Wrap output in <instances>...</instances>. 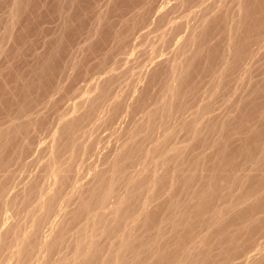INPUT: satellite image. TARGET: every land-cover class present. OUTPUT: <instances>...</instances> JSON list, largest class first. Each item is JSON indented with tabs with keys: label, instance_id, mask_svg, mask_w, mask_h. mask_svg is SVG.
Wrapping results in <instances>:
<instances>
[{
	"label": "rangeland",
	"instance_id": "rangeland-1",
	"mask_svg": "<svg viewBox=\"0 0 264 264\" xmlns=\"http://www.w3.org/2000/svg\"><path fill=\"white\" fill-rule=\"evenodd\" d=\"M16 1H21V3L23 4H21L22 5V8H25V11H24V9H23V11H24V13L22 12V14H21V16H20V18H19V20H18V22L16 23V27L14 28V32L12 31V33L11 32H9L8 33V29L7 28H9V26L8 25H10V20H12V18H11V15L13 14L12 12H13V10H12V8L14 9V5H13V3H15V0H13V1H11V0H0V76H1V78H0V111H2V112H0V128H2V129H5L6 127H8L10 124H12V123H18V122H21V121H24V122H26L27 124H26V129H27V131L26 132H23V135L21 134L17 139H16V142H14L15 144L13 145V147H14V149H15V152H14V150L12 149V152L14 153L13 155H12V153H11V151L9 152L10 154H11V156H9V153H7L6 155L7 156H5L7 159H9V160H7L8 161V164H7V168L5 167L4 169H3V171H1L0 172V176L2 177H0V179H1V181H3L4 183H6L5 184V188H6V191H5V194H4V200L5 201H11V202H13V203H15V204H17V207H18V209H17V211L16 212H14V213H11L10 215H11V219H10V223L12 224V226H13V224H14V229H19L18 227H19V225L21 226V228H27V229H32V226H33V223L31 222V219L28 217V216H30V214H36V215H40L41 214V210H40V205H41V203H40V201L42 202V199H43V197L46 195V194H48L49 192H50V189H51V187L53 188V182H54V178H52L51 176H49V173H48V165H45L46 163H45V161L47 162V164L48 163H50V159H52V155H53V149H52V146L55 148V147H57V149H58V147L60 146V145H62V143H61V141H60V145L59 146H57L58 144H57V142H59V140H57V139H60V136H57V135H61L60 134V127L62 126V122L65 120V119H71V118H73L76 114H77V112H75V110H74V107L75 106H78L79 107V105H80V107L78 108V110L80 111V112H82V113H84V112H86L87 110H88V108H89V106H91V105H93V104H98V102H99V104H105L104 106H101V105H97V106H99V107H101V108H99L98 107V110H99V112L97 113L96 111H98V110H95V113L93 114L94 116H92L93 118H91V116H90V118L89 117H87V118H85V120H83V124L81 125V128H80V131H79V129H78V134L76 133V142H77V146L75 147V148H72V147H68V149H66V150H64L63 148H62V152H60L59 153V156H58V163H57V165L59 166V167H61V168H66L69 164H70V158L69 157H71V154L73 153V150H74V153H75V158H76V160L78 161H76L75 159H74V161H75V164L73 163V165H74V167L72 168V172H70V175H71V178H69V184L68 183H66L65 184V186H63V189H64V191L62 190L61 191V196H60V198H61V200H60V198H59V200H57L55 203H54V206H53V213L49 216V217H51V218H49V217H47L46 218V220L44 221V223H43V225H42V233H40L41 235H39L40 237V240H41V238L42 237H44L45 235H46V233L45 232H47L48 234L50 233V232H52L53 230L54 231H56L57 230V228L59 229V224H60V220L62 221V215H59L58 213H56V210H58V209H55V208H58V205H61V206H59V208L60 209H62V207H63V211H66V212H64V213H66V217L68 218H66L67 220H68V222H67V228H69L68 229V231L65 233L66 235H65V237H67V238H65V240H64V242L62 243L63 245H59V248L57 247V249L55 250V252H53L52 254H51V256H53V257H51L50 256V263H45L44 262V264H54V262H56L57 263V261H58V259L60 260L61 259V257L63 256V255H65V254H69V255H72L73 254V248L74 247H72V246H74V244H75V241H76V236L78 235V233H80V231H82V229H81V227H84V226H87V224H85L87 221L90 223V225H89V223H88V230L85 228V229H83V230H86V231H88V232H90V231H94L95 232V230H93L94 228H92L91 229V227H92V223H91V221L93 222V217H94V215L92 216V213L93 214H95V212H96V210L95 209H93L94 211L92 212V213H90L91 214V216H90V214L87 216V215H84V216H82L81 218L79 217L78 218V220L77 221H75V220H71V217H72V215H73V211L75 210V209H77V207H78V205H79V198H80V196L81 195H83V194H85L86 192L85 191H83V190H85V189H88V188H90V187H92V185L94 186V184L96 183V181H95V179H94V171H97V170H99V171H104L106 174H108V170H109V168H110V165L109 166H107L108 164H110V160H108V158L109 159H112L113 157H114V155L117 153V152H120L122 149H123V147H124V144H127L128 142H130V140H131V138H134V137H136L137 139H143L144 140V153L142 152L141 154H142V156H141V154L136 158L137 160H135V162L136 163H134L135 165H133V170H134V172H133V170L131 171V167H128L127 169H126V171H125V173H124V176L125 177H122V178H120L119 179V181L121 182V183H117V194L119 195V196H121V197H124V196H126V194H127V191H128V187H129V183H128V179L130 178V177H133V178H135V179H138V180H140L142 177L144 178V175H145V179H143L142 181H147L146 182V184H147V186L145 185V184H143V188H144V186H145V190H143L142 189V187H140V189L139 190H141L142 191V194H141V197H143V198H140L139 197V201L137 200L136 201V203H135V207H134V211L136 212V209H138V211L136 212V213H140L141 212V210H142V205L144 204V203H146L147 204V206H148V209L149 210H154L155 208H157V206L159 205V204H161V202H162V204H164V203H168V197H169V194H170V188L168 187V186H170L169 184L167 185V186H165V187H163V189H162V191L160 192V195L159 196H156L155 197V199H152V200H149V192H150V195L154 192V190H156V187H155V185H153V184H151L152 182V180L155 178V177H161V175L163 174V172H164V174H165V171H168V169L167 168H169V171H171V173H174V168H176L177 166H178V164H180V162L182 161V160H185L186 161V159H188L186 162V168L188 169V168H190L191 166H193L194 165V163L196 162V161H198L197 159H200V158H207V165L208 164H212L213 162H214V157L213 156H215L214 155V153H212V152H214L215 150H216V148H215V146H214V144L217 146L218 144L217 143H219V141H220V135L219 134H216V135H210V134H207L206 132H204V130H203V135H204V137L199 141V142H194V139L192 138V135L190 136V134L189 133H191V132H189L188 130H187V128L185 127L184 128V126H185V123L184 122H186V123H190V122H192V120L195 118L194 116H196L197 117V122L195 123L196 124V126H198V128L199 129H202V128H204L205 127V125H206V123L207 124H209V123H211V124H222L223 122H225V121H227V118L229 119V118H233V117H235L238 113H236L235 114V112H232V114H229V113H231V110H232V108L233 109H235L234 107H236V105H237V97H238V95H239V93L241 92V93H243V92H245V90L247 91L249 88H246V87H249V82L248 81H250V82H252L253 84H255V83H257V81H259L260 82V79H261V75L263 76V74L261 73V72H263L264 71V68L262 69V67H264V65L262 64V63H264V57L262 56V53H263V55H264V49L262 48L261 49V51H259V49L257 50L256 49V59H259V60H261L260 61V63L258 62L259 60H254L255 58H253L252 60H254V61H252V62H250V61H246V62H248V66H246V68L245 67H242V68H244L246 71H247V76L244 74L246 71H244L243 73L241 72V70L243 71L244 69H237V70H240V71H238L237 72V70H236V73H235V76H238V77H235V79H232L231 81H229V83L227 84V86L226 87H228V88H226L225 86H223L222 85V87H220L221 86V84L219 83V80H217V79H219L218 77H219V73H220V71L223 69V68H225L226 67V65H223L222 63H221V61H218L219 59H217V62H216V64H217V67H218V69L215 67V69H217V71H216V73L217 74H215L214 72H215V70H214V72H208V75H206L207 74V72H205V71H199V70H197L198 72H197V74H196V76L194 75V77L193 78H195L194 80L192 79V81H190V84H189V82L185 85V94L177 101L176 100V98L175 97H173L172 96V93L170 92L171 90H170V87L172 86V88H174V87H178V85H179V82L177 81V78H176V74L174 75L173 73H171V70L173 71V67H175L177 64L179 65V63L180 64H182L183 63V61L184 60H186V57H188V53H190V55H192V53L191 52H193L194 53V51L195 50H197V47L199 48V45H198V43H194V42H191L190 40H188V39H190V35L193 33V31L197 34L198 33V27H200V26H203L204 24H206L207 25V22H206V20H207V18L210 16V17H212L213 15L216 17V16H218V15H220L222 12H224V11H228V10H230L229 12L231 13H229V16H231L233 13V15L231 16V17H229V19H228V21H227V23L228 24H231V20H232V18L233 17H235L234 15H236V14H238V5H237V3H236V0H140L141 1V3H140V1L139 0H112V1H105V0H76V1H74V0H72V1H70V0H32V2H30L31 0H16ZM28 3H27V2ZM34 1V2H33ZM71 3H70V2ZM149 3H148V2ZM150 1H151V3H150ZM157 1V2H156ZM179 1V2H178ZM182 1H184V3L185 4H183V2ZM189 1V2H188ZM196 3H195V2ZM202 1V2H201ZM203 1H206V2H203ZM215 1V2H214ZM216 1H217V3H216ZM230 1V2H229ZM10 2V3H9ZM12 2V3H11ZM76 2V3H75ZM98 2V3H97ZM110 2H112L113 4H110ZM129 2V3H128ZM133 2V3H132ZM136 2V3H135ZM139 2V3H138ZM147 2V3H146ZM153 2V3H152ZM156 2V3H155ZM182 2V3H181ZM187 2V3H186ZM232 2V3H231ZM251 2V1H250ZM75 3V4H74ZM96 3V4H95ZM133 5V4H135L134 6L136 7V9H135V7L134 6H132V7H134V8H130V6H131V4ZM189 3V4H188ZM195 3V4H194ZM203 5H201V4ZM204 3V4H203ZM209 3V4H208ZM214 3V4H213ZM219 3V4H218ZM225 3V4H224ZM231 3V4H230ZM25 4V5H24ZM33 4H35V5H33ZM116 4V5H115ZM121 4V5H120ZM123 4V5H122ZM129 4V5H128ZM139 4V5H138ZM143 4V5H142ZM144 4H146L145 6H144ZM152 6H151V5ZM159 4H160V6H159ZM165 4V5H164ZM171 4V5H170ZM186 4H187V7H186ZM198 4V5H197ZM208 4V5H207ZM217 4V5H216ZM226 4H227V6H226ZM33 5V6H32ZM104 5V6H103ZM111 5V6H110ZM138 5V6H137ZM150 6V7H147V9L145 8L146 6ZM170 5V6H169ZM185 5V6H184ZM213 5V6H212ZM232 5H233V7H232ZM252 5V6H251ZM14 6V7H13ZM24 6V7H23ZM139 6H142L143 8H141V7H139ZM154 6V7H153ZM158 6V7H157ZM168 6V7H167ZM193 6V7H192ZM198 6V7H197ZM215 6H217V7H215ZM219 6V7H218ZM254 6V2H252V3H250V6H249V11H248V13H250L249 14V16L251 17V19L253 18V16L255 15L256 16V13H257V11H255L252 7ZM10 7V8H9ZM26 7H27V9H26ZM36 7V8H35ZM125 9H127V11H131V12H129L131 15H133L132 17L135 19V21L136 22H131V21H134V19L132 18L131 20H129L131 23H128L129 21H127V22H125L126 20H128L127 18L128 17H130L131 15L128 13L127 14V11H124L123 13H122V11H123V9L124 8ZM152 7V8H151ZM167 7V8H166ZM195 7V8H194ZM205 9H204V8ZM212 7H213V9H212ZM215 7V8H214ZM232 7V8H231ZM62 8V9H61ZM106 8V9H105ZM139 8V9H138ZM151 10H150V9ZM155 8H159L158 10L157 9H155ZM165 10H164V9ZM180 10H179V9ZM186 8V9H185ZM197 8H198V10H197ZM201 8V9H200ZM88 9V10H87ZM122 11H121V10ZM124 9V10H125ZM134 9V11L132 12V10ZM139 10V12L142 14V16H143V18L144 17H148V15L150 16V18L148 17L147 19L146 18H144L143 19V22H142V20L140 19L139 21L138 20H136L137 18H140V16L138 17V15L136 16V14L134 13V12H136V11H138ZM142 9V10H141ZM154 9V10H153ZM167 9V10H166ZM184 9V10H183ZM190 9V10H189ZM202 9H203V11H202ZM221 9V10H220ZM30 12H29V11ZM118 12H117V11ZM161 10V11H160ZM175 10V11H174ZM180 12H179V11ZM183 10V11H182ZM187 10V11H186ZM189 10V11H188ZM201 10V11H200ZM208 10H209V12L211 13H209L208 14ZM34 11V12H33ZM43 11V12H42ZM76 11V12H75ZM146 11V12H145ZM157 11V12H156ZM165 13H164V12ZM172 11V12H171ZM207 11V12H206ZM255 11V12H254ZM100 12H103V13H100ZM116 14H115V13ZM139 12L137 13V14H139ZM143 12V13H142ZM150 12V13H149ZM163 12V15L161 14V13ZM182 12V13H181ZM184 12H185V14H184ZM196 12V13H195ZM203 12V13H202ZM217 12V13H216ZM233 12V13H232ZM236 12V13H235ZM11 13V14H10ZM92 13V14H91ZM98 13H100L101 14V16H99V14ZM119 13H120V15H119ZM145 13V14H144ZM147 13H148V15H147ZM152 13V14H151ZM158 13H160V14H158ZM190 13V14H189ZM193 13H195V14H193ZM219 13V14H218ZM228 13V12H227ZM255 13V14H254ZM75 14V15H74ZM104 14H105V16H104ZM134 14H135V17H134ZM158 14V15H157ZM172 14V15H171ZM192 14V15H191ZM200 14H202V16H201V19H200ZM207 14V15H206ZM253 14V15H252ZM68 15H70V18H69V16ZM97 15V16H96ZM112 15V16H111ZM116 15V16H115ZM129 15V16H128ZM146 15V16H145ZM153 15V16H152ZM162 16H164V17H167L166 19L167 20H164L165 22L164 23H166L167 22V24L166 25H160L161 24V20L163 21V18L162 19H160ZM174 15V16H173ZM179 15V16H178ZM183 15H185V16H183ZM196 15V16H195ZM203 15H205V16H208V17H205V16H203ZM63 16V17H62ZM72 16V17H71ZM91 16V17H90ZM119 16H120V18H119ZM127 16V17H126ZM141 16V17H142ZM176 16L178 17V18H176ZM189 16H191V17H189ZM213 16V17H214ZM237 16V15H236ZM7 17V18H6ZM13 17V16H12ZM23 17V18H22ZM82 17V18H81ZM93 17V18H92ZM98 17H100L99 19L101 20V24H100V20L99 19H97ZM110 17V18H109ZM123 17H125V21H124V18ZM159 17V18H158ZM175 19H174V18ZM180 17V18H179ZM182 17V18H181ZM191 18V20L189 19V18ZM199 17V18H198ZM209 17V18H210ZM2 18V19H1ZM69 18V19H68ZM109 18V19H108ZM115 20H114V19ZM154 18L156 19V20H154ZM173 18V19H172ZM184 18H185V21H184ZM187 18V19H186ZM194 18V19H193ZM196 18V19H195ZM205 18V19H204ZM96 19L98 20V21H96ZM113 21H112V20ZM130 19V18H129ZM145 19L148 21V24H147V22H146V29H145V24H144V21H145ZM149 19V20H148ZM160 21H159V20ZM165 19V18H164ZM169 19V20H168ZM182 20V22L184 21L185 23H186V25H185V23L183 22V23H181V20ZM193 19V20H192ZM26 20V21H25ZM33 20H35V21H33ZM84 20V21H83ZM105 20V21H104ZM118 20H121V21H117ZM151 20V21H150ZM172 20H173V22H172ZM191 22H190V21ZM195 20V21H194ZM198 20V21H197ZM9 21V22H8ZM94 21V22H93ZM96 21V22H95ZM110 23H112L111 25L109 24V22ZM150 21V22H149ZM153 21V22H152ZM169 21L171 22V23H169ZM180 21V22H179ZM192 21H194V22H192ZM201 21H203V22H201ZM208 21H210V20H208ZM104 22V23H103ZM122 22V23H121ZM123 22H125V23H123ZM138 22H140V23H138ZM154 22L156 23V24H154ZM160 22V23H159ZM176 22V23H175ZM201 22V23H200ZM205 22V23H204ZM81 23V24H80ZM98 23V24H97ZM127 23H128V30H129V27H132L131 29L133 30V27H134V25L136 26V24L138 23V25L136 26V27H134V30L135 29H137L138 28V26H139V24L143 27H141V26H139L140 28H141V30H143V31H141L140 32V29L138 28V30H136L137 32H136V34H134L135 33V31L134 32H132V31H130V32H132L130 35H129V41L127 40L126 41V38H127V36L125 37V34H122V33H125V29H127L126 27H124L125 25H127ZM152 23V24H151ZM157 23H159V24H157ZM179 23V24H178ZM188 23V24H187ZM219 23H222V22H219ZM219 23H217L216 24V26H215V28H213L212 27V29L213 30H211V34L213 35L214 33H216V35L215 36H210V34L208 35V37H209V40H210V42H211V44H215V45H220L219 47L220 48H223L225 45H226V43H227V35H225L226 33H223V32H225L224 31V25L222 24V25H220ZM233 23V22H232ZM65 24H67V25H65ZM88 24V25H87ZM97 24V25H96ZM109 24V25H108ZM131 26H130V25ZM132 24H134V25H132ZM144 24V25H143ZM163 24V23H162ZM168 24H170V25H168ZM172 24V25H171ZM176 24H178V25H176ZM203 24V25H202ZM63 25V26H62ZM96 25V26H95ZM105 25V26H104ZM121 25V26H120ZM154 25H155V27H154ZM182 25V26H181ZM195 25V26H194ZM217 25H219V26H217ZM66 26V27H65ZM79 26H81V28L79 27ZM86 26H87V28H86ZM116 26H117V28H116ZM167 26V27H166ZM174 26V27H173ZM179 26V27H178ZM181 26V27H180ZM185 26H187V27H185ZM222 26V27H221ZM6 27V28H5ZM101 27V28H100ZM104 27V28H103ZM110 27H112V28H110ZM115 27V28H114ZM154 27V28H153ZM158 27V28H157ZM163 27V28H162ZM164 27H166L165 28V30H164ZM172 27V28H171ZM183 27H184V29H183ZM195 27V28H194ZM69 28V29H68ZM99 28V29H98ZM121 28H122V33L120 32L121 31ZM125 28V29H124ZM160 31H163V32H161L160 31V34H159V31L157 30V29ZM192 28V29H191ZM201 28V27H200ZM219 30H218V29ZM13 29V28H12ZM11 29V30H12ZM65 29V30H64ZM78 29V30H77ZM94 29H97V31H99L98 33H99V36H98V33H97V31L95 32L94 31ZM108 29V30H107ZM118 29H120V30H118ZM169 29L171 30V32L169 31ZM186 29V30H185ZM10 30V28H9V31H11ZM62 30H64V31H62ZM111 30V31H110ZM116 30H118V31H116ZM128 30H126V32L127 33H130ZM154 30H155V32H154ZM187 30H189V31H187ZM74 31V32H73ZM92 31V32H91ZM149 31V32H148ZM156 31H157V33H156ZM178 31V32H177ZM6 32V33H5ZM93 32H95V33H93ZM105 32V33H104ZM108 32V33H107ZM112 32V33H111ZM116 32V36L118 35V37H116V38H114L115 36V34L113 35V33H115ZM146 32H147V35H149V36H147L146 35ZM166 32V33H165ZM168 32V33H167ZM186 32V33H185ZM189 32H190V34H189ZM192 32V33H191ZM8 33V34H7ZM59 33V34H58ZM76 33V34H75ZM110 33V34H109ZM118 33V34H117ZM140 33H141V35H140ZM152 33V34H151ZM181 33V34H180ZM186 34V36H188V37H186V36H184L185 34ZM195 33H193V34H195ZM210 33V32H209ZM11 34V35H10ZM19 34H21V35H19ZM80 34V35H79ZM93 34H95V35H93ZM121 34H122V36H121ZM137 35V36H134V35ZM156 34L158 35L156 38H155V36H156ZM167 34H169V35H167ZM188 34V35H187ZM219 34H220V36H219ZM82 35V36H81ZM89 35H91L90 37H89ZM97 35V36H96ZM105 35V36H104ZM124 35V36H123ZM133 37H132V36ZM152 35V36H151ZM153 35H155V36H153ZM163 35H167V37H164ZM172 35H173V37H172ZM9 36H12L11 38L9 37ZM75 36H77V37H75ZM111 36H113L112 38H111ZM131 36V37H130ZM219 36V37H218ZM2 37H4V38H2ZM6 37H9V38H7L6 39ZM62 37V38H61ZM89 37V38H88ZM99 37V38H98ZM111 39H110V38ZM121 37V39H123V42H124V40L127 42H125V44H126V46L124 45V43L122 42H120V40H119V38ZM124 37V38H123ZM151 37V38H150ZM154 37V38H153ZM159 37H161V38H159ZM163 37V38H162ZM168 37H170L169 38V40H168ZM186 37V38H185ZM60 38V39H59ZM67 38V39H66ZM70 38V39H69ZM92 38V39H91ZM105 38V39H104ZM109 38V39H108ZM114 38V39H113ZM142 38V39H141ZM215 38V39H214ZM220 38V39H219ZM223 38H224V41H223ZM20 39V40H19ZM54 39V40H53ZM86 39H88V40H86ZM104 39V40H103ZM133 39V40H132ZM138 39V40H137ZM145 39H148V40H146V42L144 41L143 42V40H145ZM156 39H158V40H156ZM171 39V40H170ZM184 39V40H183ZM226 39V40H225ZM60 40V41H59ZM99 42H98V41ZM107 40V41H106ZM110 40L112 41V42H110ZM117 40H119V41H117ZM132 40V41H131ZM140 40H141V42H140ZM160 40V41H159ZM186 40V41H185ZM214 40V41H213ZM23 41V42H22ZM58 41V42H57ZM87 41V42H86ZM94 41V42H93ZM117 42V43H113V42ZM134 42V43H132L131 44V42ZM139 43H138V42ZM148 41V42H147ZM150 41L152 42V43H150ZM187 41H188V43H187ZM18 42V43H17ZM20 42V43H19ZM62 42V43H61ZM64 42V43H63ZM77 42V43H76ZM92 42L94 43L93 45H92ZM101 42H103V44L101 43ZM109 42V43H108ZM129 42H130V46H129ZM166 42H168V43H166ZM179 42H182V44L181 43H179ZM183 42H184V44H183ZM57 43H59V44H57ZM97 43V44H96ZM102 44V45H99V44ZM104 43L106 44L105 45V47H104ZM111 43V44H110ZM120 43V44H119ZM145 43V44H144ZM164 43H165V45H166V47H164L165 45H164ZM185 43H186V45H185ZM190 43L192 44V45H190ZM218 43V44H217ZM223 45H222V44ZM124 45L125 47H123L122 45ZM157 44H158V47H156L157 46ZM161 44V45H160ZM195 44V45H194ZM13 45V46H12ZM20 45V46H19ZM60 45V46H59ZM97 45H98V47H99V50L98 49H96V48H98L97 47ZM109 45V46H108ZM115 45V46H114ZM117 45H120V46H118V49L119 48H121V51H119L118 52V50L117 49H113V50H117V52H115V51H113L112 50V52H114V56H112L113 55V53H111V51H110V55H109V53H107L108 52V50H109V48L111 47V48H114V47H116ZM134 45V46H133ZM135 45H137V47L135 46ZM154 45H156V46H154ZM187 45H188V47H187ZM190 45V46H189ZM3 46V47H2ZM62 46V47H61ZM89 46V47H88ZM93 46V47H92ZM101 46H102V48H101ZM112 46H114V47H112ZM123 48H122V47ZM141 46V47H140ZM146 46V47H145ZM148 46V47H147ZM152 46V47H151ZM156 47L155 48V50H154V47ZM168 46V47H167ZM184 46V47H183ZM55 47H56V49H55ZM59 47H60V51H59ZM65 47V48H64ZM84 47V48H83ZM89 49H88V48ZM191 47H192V49H191ZM262 47H264V45L262 46ZM53 48V49H52ZM58 48V49H57ZM62 48H64V49H62ZM93 48V49H92ZM101 48V49H100ZM106 50H105V49ZM111 48H110V50H111ZM145 48H147V50L145 49ZM152 48V49H151ZM179 48L180 49H182L183 48V50L182 51H180L179 50ZM8 49V50H7ZM81 49V50H80ZM92 49V50H91ZM125 50V52L123 51V50ZM142 49V50H141ZM143 49H145V50H143ZM158 49H159V51L161 50V52H159L158 51ZM164 49V50H163ZM4 50V51H3ZM19 50H20V52H19ZM63 50V51H62ZM88 50H89V52H91V55L89 54V57H88ZM95 50H98V51H95ZM187 50V51H186ZM194 50V51H193ZM222 50V49H221ZM11 51V52H10ZM47 51V52H46ZM53 51H55V52H53ZM131 51H133V55H132V52ZM155 51V52H154ZM16 52V53H15ZM51 52V53H50ZM60 52V53H59ZM95 52V53H94ZM121 52H122V54H121ZM128 52H131V53H128ZM148 52L150 53V55H148ZM152 52V53H151ZM169 52H171V53H169ZM174 52V53H173ZM258 52V53H257ZM53 53H55V55L53 54ZM58 53V54H57ZM96 53H97V55H96ZM106 53H107V55H109V56H106ZM123 53H124V56H125V59H126V61L124 62V60L122 59V57L124 58V56H123ZM125 53H126V55H125ZM145 53H147V55H145ZM163 53H164V55L166 56H164L163 55ZM168 53H169V55H168ZM172 53H173V55H172ZM177 53H180V55H177ZM219 53H221V52H218V55H219ZM7 55V56H6ZM51 55V56H50ZM83 55V56H82ZM105 55V56H104ZM118 55V56H117ZM122 55V56H121ZM176 55V56H175ZM189 55V56H190ZM17 56V57H16ZM39 56H41V57H39ZM48 56V57H47ZM129 56H130V59H129ZM135 56H137V58L135 57ZM145 57V59H144V57ZM157 56V58H155ZM164 56V57H163ZM171 56H172V58H171ZM177 56H178V59H177ZM255 56V55H254ZM94 57V58H93ZM110 57V58H109ZM118 57V58H117ZM131 57H133V58H131ZM258 57V58H257ZM261 57H263V59L261 58ZM38 58V59H37ZM41 58H45V59H41ZM47 58V59H46ZM52 58V59H51ZM97 58V59H96ZM103 58V59H102ZM105 58V59H104ZM109 58V59H108ZM114 58V59H113ZM117 58V59H116ZM151 58V59H150ZM167 58V59H166ZM170 58V59H169ZM185 58V59H184ZM49 59H51L50 61H49ZM111 59H113V60H115L114 62H113V60H111ZM119 59H120V62H121V64H120V62H119ZM136 59V61H134ZM148 59V60H147ZM157 59V60H156ZM165 59V60H164ZM170 61H169V60ZM177 59V60H176ZM41 60V61H40ZM53 60V61H52ZM75 60V61H74ZM81 60V61H80ZM98 60V61H97ZM103 60H105V61H103ZM108 60V61H107ZM129 60V61H128ZM132 60H133V62H132ZM146 62H145V61ZM150 60V61H149ZM156 60V61H155ZM179 60V61H178ZM204 60V61H203ZM202 60V64L203 65H201V67L202 66H204V64H206V60L205 59H203ZM38 61V62H37ZM43 61H45V63L43 62ZM48 61V62H47ZM78 61H80L81 62V64L78 62ZM85 61V62H84ZM103 61V62H102ZM111 61H112V63H111ZM128 61V62H127ZM140 61H142V62H140ZM165 61H167L168 63H166ZM173 61V62H172ZM41 62V64H39ZM50 62V63H49ZM76 62V63H75ZM83 62V63H82ZM117 62V63H116ZM122 62H123V64H122ZM132 62V63H131ZM138 62H139V64H138ZM164 62V63H163ZM172 64H171V63ZM175 62V64H173ZM177 62V63H176ZM220 62V64L218 65V63ZM245 62V64L244 65H247V63ZM54 63V64H53ZM97 63H98V65H97ZM115 63V64H114ZM126 63H127V66H126ZM152 63V64H151ZM163 63V64H162ZM166 63V64H165ZM253 63V64H252ZM258 63H259V65H258ZM37 64V65H36ZM45 64V65H44ZM56 64V65H55ZM64 64V65H63ZM86 64V65H85ZM93 64V65H92ZM94 64H95V66H94ZM105 64V65H104ZM111 64V65H110ZM146 66H145V65ZM150 64V65H149ZM170 64V65H169ZM262 64V65H261ZM112 65H116V67H114V66H112ZM122 66V68L120 67V66ZM131 65H132V67H131ZM134 65V66H133ZM168 65V66H167ZM173 65V66H172ZM222 65V66H221ZM243 65V66H244ZM39 66V67H38ZM42 66V67H41ZM60 67L61 66V68H58V67ZM64 66L66 67V68H64ZM85 66V67H84ZM139 66H140V70H139ZM145 66V67H144ZM155 66L157 67V70H158V74L156 75V78H155V81H153L154 83H152V85L151 84H149V80H148V77H149V75H150V73H152V71L155 69ZM220 66V67H219ZM260 66V67H259ZM41 67V69H39ZM46 67L49 69V70H47L46 69ZM74 67V68H73ZM93 67V68H92ZM112 67V68H111ZM127 68L128 67V69H130L129 71L131 72V73H129V71H128V69H126V74L124 73V68ZM130 67V68H129ZM142 67V68H141ZM147 67V68H146ZM166 67V68H165ZM13 68V69H12ZM43 68H45V69H43ZM50 68H51V70H50ZM63 68V69H62ZM76 68H77V70L80 72V70L81 71H83V72H78L77 70H76ZM85 70H84V69ZM103 68H105L106 70H102ZM107 68H108V70H107ZM110 68V69H109ZM115 68V69H114ZM133 68V69H132ZM137 68V69H136ZM145 68H146V70H145ZM168 68V69H167ZM172 68V69H171ZM56 69H61V70H57L56 71ZM65 69H66V71H65ZM80 69V70H79ZM87 69H88V71H87ZM93 69H95V70H93ZM99 69V70H98ZM132 69V70H131ZM221 69V70H220ZM40 70L42 71V70H45L44 72L45 73H43V76L41 75L42 73L40 72ZM136 70H138L137 72H136ZM152 70V71H151ZM162 70H164L163 72H161ZM166 70V71H165ZM170 72H169V71ZM248 70L251 72H248ZM8 71V72H7ZM12 71H13V73H12ZM46 71L47 72H49L48 74L49 75H45L46 74ZM51 71H53V72H51ZM61 71V72H60ZM85 71V72H84ZM90 71V72H89ZM110 71V72H109ZM114 71V72H113ZM117 73H116V72ZM143 71V73H141ZM149 71V72H148ZM219 71V72H218ZM7 72V73H6ZM33 72H35V73H33ZM57 72V73H56ZM59 72V73H58ZM74 72V73H73ZM86 72H87V74H86ZM92 72V73H91ZM102 72H105L104 74L102 73ZM111 72H113V73H111ZM119 72V73H118ZM122 72V73H121ZM134 72V73H133ZM139 72H140V74H139ZM144 72H147V73H144ZM166 72V73H165ZM18 73V74H17ZM51 73V74H50ZM83 73H84V75H83ZM94 73V74H93ZM100 73V74H99ZM108 73L109 74H111V75H108ZM164 73V74H163ZM172 74V75H170V74ZM198 73H200V74H198ZM260 73V74H259ZM13 74V75H12ZM24 74V75H23ZM53 74V75H52ZM59 74V75H58ZM62 75V77H61V75ZM81 74V75H80ZM96 74V75H95ZM118 74V75H117ZM120 74H122V77H121V75ZM125 74V75H124ZM128 74V76H126ZM129 74L131 75V76H129ZM133 74V75H132ZM138 74V75H137ZM146 74V75H145ZM168 74V78H166V75ZM214 74V75H213ZM248 74H250V75H248ZM3 75V76H2ZM32 75V76H31ZM57 75V76H56ZM63 75H65V76H63ZM90 75H93V77L92 76H90ZM98 75H99V77H98ZM115 77H114V76ZM206 75V76H205ZM216 75V76H215ZM243 75V76H242ZM46 76V77H45ZM51 76V77H50ZM79 76V77H78ZM85 76H87V77H85ZM96 76H97V78H96ZM110 76V77H109ZM118 76V77H117ZM133 76H135V78L133 77ZM137 76V77H136ZM142 76V77H141ZM144 76V77H143ZM148 76V77H147ZM175 76V77H174ZM209 76V77H208ZM248 76H250V77H252V78H250V77H248ZM15 77H16V79H15ZM24 77V78H23ZM32 79H31V78ZM34 77V78H33ZM42 77V78H41ZM43 77H45V78H43ZM71 77V78H70ZM75 77V78H74ZM86 79V80H84V78ZM92 77V78H91ZM112 77L114 78V80L112 79ZM126 79H124V78ZM141 77V78H140ZM146 77V78H145ZM173 77H174V79H173ZM246 79V77L247 78H250V79H248V81H246V80H244V78ZM259 77V78H258ZM5 78V79H4ZM18 78V79H17ZM79 78H81V80H78ZM91 78V79H90ZM99 78V79H98ZM117 78V79H116ZM118 78H119V82L118 81H116V80H118ZM142 78H143V80H142ZM162 78V79H161ZM170 78H172V80H170ZM213 78V79H212ZM239 78V79H238ZM3 79V80H2ZM8 79V80H7ZM26 79V80H25ZM27 79H30V80H28L27 81ZM39 79H42V83H41V85H40V89H33L34 91H31L32 89H29L28 91H29V93H27V97L26 98H24V97H22V96H20V95H22V90H18V89H15L14 88V85H15V87H16V82L15 81H18V82H20V84L17 82V85H20V86H26V85H29V82H30V84H32V83H34L32 80H35V82H38V80ZM68 79V80H67ZM75 79V80H74ZM90 79V80H89ZM94 79V80H93ZM95 79H97V80H99V81H95ZM108 79H111V81L109 80V81H107ZM116 79V80H115ZM123 81H121V80ZM130 79V80H129ZM140 80V82H138L139 80ZM165 79V80H164ZM176 79V80H175ZM215 79H216V81H215ZM241 79V80H240ZM244 81H243V80ZM2 80V81H1ZM49 82H48V81ZM52 80V81H51ZM54 80V81H53ZM74 80V81H73ZM105 80V81H104ZM133 80H135V81H133ZM146 80H148V81H146ZM159 80V81H158ZM164 80V81H163ZM214 80V81H213ZM257 80V81H256ZM6 81V82H5ZM11 81V82H10ZM31 81H32V83H31ZM47 81V82H46ZM62 81V82H61ZM70 81V82H69ZM91 81V82H90ZM93 81H95V82H93ZM100 81H101V83H103V85H105L103 88H104V90H105V93H106V95H107V99L105 98V100L104 101H106V103L103 101V102H100L99 101V92L100 91H98L99 90V88L98 87H96L97 85H101L102 86V84H98V83H100ZM106 81H107V83L109 84H107L106 83ZM114 81V82H113ZM128 81V82H127ZM138 83H137V82ZM172 83H171V82ZM176 81V82H175ZM236 81V82H235ZM241 81H243V83L241 82ZM254 81V82H253ZM11 83V85H10V83ZM15 82V83H14ZM74 83V85H73V83ZM93 82V83H92ZM96 82H98V83H96ZM134 83V85H133V83ZM143 82H145L144 84H143ZM175 82V83H174ZM177 82H178V84H177ZM194 82V83H193ZM196 82V83H195ZM214 82V83H213ZM238 82V83H237ZM241 82V83H240ZM24 83V84H23ZM45 83V84H44ZM47 83V84H46ZM59 85H58V84ZM86 83V84H85ZM89 83H90V86H93L94 87V89H92V88H90V86H89ZM155 83H156V85H155ZM170 83V84H169ZM204 83V84H203ZM216 83V84H215ZM231 83V84H230ZM234 83H236V84H234ZM54 84V85H53ZM88 84V85H87ZM123 84V85H122ZM126 84V85H125ZM129 84H131L132 85V87L131 86H129ZM149 84V85H148ZM167 84V85H166ZM174 84V85H173ZM194 84V85H193ZM211 84V85H210ZM241 86H240V85ZM263 84H264V82H263ZM55 85H57L56 87H55ZM71 85H72V87H71ZM81 85V86H80ZM116 85V86H115ZM118 85H119V87H118ZM124 85H125V87H124ZM135 85H136V89L139 91H133L135 88ZM139 86V88H138V86ZM143 85V86H142ZM198 85V86H197ZM228 85H230V86H228ZM232 85V86H231ZM262 85V84H261ZM20 86H17V87H20ZM43 86V87H42ZM53 86V87H52ZM59 86V87H58ZM83 86V87H82ZM86 86V87H85ZM88 86V87H87ZM109 86V87H108ZM113 86V87H112ZM123 86V87H122ZM156 86V87H155ZM218 86V87H217ZM237 86H240L239 87V89H237L238 87ZM264 86V85H263ZM50 87V88H49ZM66 87V88H65ZM115 87V88H114ZM143 87V88H142ZM146 87V88H145ZM148 87V88H147ZM217 87V88H216ZM231 87V88H230ZM233 87H234V90H236L237 91V93H236V91H234L233 90ZM243 87V88H242ZM58 88V89H57ZM84 88V89H83ZM87 88V89H86ZM108 88V89H107ZM130 88V89H129ZM195 88V89H194ZM222 88V90H220ZM225 88V89H224ZM9 89V90H8ZM10 89H12V90H10ZM43 89H45V90H43ZM51 89V90H50ZM65 89V90H64ZM107 89V90H106ZM114 89V90H113ZM120 89V90H119ZM123 91H122V90ZM132 89V90H131ZM143 89V90H142ZM155 89V90H154ZM189 89V90H188ZM193 89V90H192ZM197 89V90H196ZM228 89V90H227ZM54 90V91H53ZM62 91V92H60V91ZM84 90V91H83ZM94 90V91H93ZM95 90H97V91H95ZM128 90V91H127ZM147 91V94H146V91ZM213 90V91H212ZM233 90V91H232ZM239 90V91H238ZM242 90V91H241ZM6 91H8V92H6ZM44 91H45V93H44ZM57 91V92H56ZM107 91H108V93H107ZM151 91V92H150ZM153 91V92H152ZM223 93H222V92ZM228 91L230 92V93H228ZM32 92V93H31ZM43 92V93H42ZM93 92V93H92ZM95 92H98V93H95ZM119 92H120V94H119ZM122 92V93H121ZM143 92V93H142ZM144 92H145V96H147V97H144V101L142 102V103H140V102H138L139 101V97H138V95L140 96L141 94H143L144 95ZM156 92V93H155ZM190 92H192V93H190ZM225 92V93H224ZM234 92V93H233ZM11 93H13V94H11ZM49 93V94H48ZM67 93V94H66ZM85 93V94H84ZM130 93V94H129ZM151 93H154V94H151ZM188 93H190V96H189V94ZM194 93V94H193ZM217 93H219V94H217ZM221 93H222V95H224V96H222L221 95ZM240 93V94H241ZM5 94V95H4ZM9 96H8V95ZM31 94V95H30ZM33 94H36V95H33ZM38 94V95H37ZM63 94V95H62ZM72 94V95H71ZM90 94V95H89ZM116 94V95H115ZM187 94V95H186ZM233 94H235L234 96H233ZM3 95V96H2ZM10 95H11V97H10ZM78 95V96H77ZM85 95V96H84ZM89 95V96H88ZM95 95V96H94ZM98 95V96H97ZM110 95V96H109ZM127 95V96H126ZM158 95V96H157ZM218 95V96H217ZM229 95V96H228ZM231 95V96H230ZM13 96V97H12ZM15 96V97H14ZM57 96V97H56ZM63 96V97H62ZM67 96L69 97V98H67ZM120 96H121V98H120ZM123 96V97H122ZM130 96V97H129ZM155 96V97H154ZM21 97V98H20ZM29 97H32L31 99L29 98ZM42 97V98H41ZM43 97H45V98H43ZM52 97V98H51ZM91 97V98H90ZM116 97V98H115ZM125 97V98H124ZM128 97V98H127ZM170 97V98H169ZM224 97V98H223ZM227 97V98H226ZM230 97V98H229ZM231 97H232V99H231ZM1 98H2V100H3V102H2V100H1ZM10 98V99H9ZM33 98H35V99H33ZM41 98V99H40ZM50 98V99H49ZM96 98H98V102H96L95 103V101H97V99ZM114 98V99H113ZM146 98H148V99H146ZM154 98V99H153ZM173 98V99H172ZM184 98V99H183ZM190 99V100H188V99ZM229 98V99H228ZM28 99V100H27ZM37 99H38V101H37ZM95 99V100H94ZM113 99V100H112ZM122 99H123V101H122ZM210 99V100H209ZM227 99V100H226ZM7 100V101H6ZM14 100V101H13ZM32 100V101H31ZM81 100V101H80ZM84 100H85V102H84ZM108 100H110L109 102H108ZM125 100H126V102L128 101V103H126L125 102ZM135 100V101H134ZM137 100V101H136ZM145 100H146V102H145ZM167 100H168V102H174V104H175V108L177 107H179L180 105H182V106H180V107H184V108H181V109H183V110H180V111H184V112H181L180 113V111H178L177 110V112H176V110H175V108H174V112H176L175 113V115L174 116H172L170 119H165V120H161L162 118L160 117V114L161 113H163L164 111L161 109L162 108V106L165 104V103H167ZM170 100V101H169ZM184 100H185V102H184ZM209 100V101H208ZM234 100H235V102H234ZM18 101V102H17ZM21 101H22V103H21ZM25 101V102H24ZM27 101H28V103L30 104H28L27 103ZM37 101V102H36ZM89 101V102H88ZM93 102V104H91L92 102ZM176 101H177V103H176ZM225 101V102H224ZM230 101V102H229ZM231 101H233L232 102V104H231ZM256 100H254V102H255ZM258 101V100H257ZM256 101V102H257ZM13 102V103H12ZM24 102V103H23ZM41 102V103H40ZM78 102V103H77ZM80 102V103H79ZM82 102V103H81ZM114 102H120L121 103V107H120V111H119V116H121V117H119V116H117V117H114V121H112L113 120V115H111L112 114V110H113V108L114 107H112V106H114L115 104H113ZM215 102V103H214ZM223 102V103H222ZM255 102V103H256ZM8 103H10V104H8ZM12 103V104H11ZM19 103V104H18ZM21 103V104H20ZM26 103H27V105H26ZM39 103V104H38ZM75 103V104H74ZM90 103V104H89ZM139 103H140V105L142 106V104H143V106L141 107L140 105H139ZM148 103V104H147ZM164 103V104H163ZM228 105H227V104ZM250 103H252V102H250ZM249 103V104H250ZM254 103V104H255ZM2 104H3V106H2ZM6 104H7V106H6ZM15 104H16V106H15ZM26 105V107H28V111H27V113H22L21 114V112H20V110L18 109V108H20L22 105ZM41 104V105H40ZM70 104V105H69ZM74 104V105H73ZM78 104V105H77ZM86 104V105H85ZM111 104H113V105H111ZM134 106H133V105ZM147 104V105H146ZM187 104V105H186ZM199 104V105H198ZM205 104V105H204ZM210 105L211 104V106H210V110L208 111V113L206 112L205 114L207 115L206 117H203L205 114H202V111H203V108H204V106H207V105ZM214 104V105H213ZM230 104V105H229ZM234 104H236L235 106H234ZM247 105V107L246 108H248V109H246V111L248 112V114H247V112L244 110V108H242L243 109V112H242V114H245V115H251V113H253V115H254V113L256 114V111H258L259 110V108H264V105L263 104H261V101H258V104L256 103V106H257V110H256V106L252 103L251 105H253V106H250V105ZM11 105V106H10ZM19 105V106H18ZM21 105V106H20ZM38 105V106H37ZM49 105V106H48ZM95 105V106H96ZM139 105V106H138ZM189 105V106H188ZM262 105V106H261ZM31 107V109H29L30 107ZM130 106H133V107H130ZM138 106V107H137ZM146 106V107H145ZM148 106V107H147ZM155 106V107H154ZM157 106H160L159 108L157 107ZM201 106H203V108L201 109ZM213 106V107H212ZM246 106V105H245ZM245 106H243V107H245ZM88 107V108H87ZM129 107V108H128ZM141 107V108H140ZM145 107V108H144ZM179 107V108H180ZM218 107V108H217ZM228 107V108H227ZM5 109V110H3V109ZM72 108V109H71ZM86 108V109H85ZM96 108V107H95ZM124 108H125V110H124ZM128 108V109H127ZM135 108H137V109H135ZM141 109V110H139V109ZM143 108V109H142ZM176 108V109H177ZM187 110H186V109ZM195 108V109H194ZM216 108V109H215ZM224 108V109H223ZM17 109V110H16ZM83 109V110H82ZM107 109H111L110 111L109 110H107ZM130 109H132V110H130ZM158 109V110H157ZM185 109V110H184ZM213 109V111L211 112V110ZM216 111H215V110ZM254 109V110H253ZM33 110H35V111H33ZM41 110V111H40ZM74 110V111H73ZM86 110V111H85ZM105 110H106V113H104L105 112ZM134 110V111H133ZM145 110V111H144ZM151 110H154V111H160L159 113V116H157V118L156 119H158V121L156 120L155 121V123H156V125H157V128H159V129H157L156 128V125H154L155 127L153 128V131L152 130H150L149 128H148V126H146L147 125V116L149 115V113L148 112H150ZM200 112H199V111ZM226 110H228V113H227V111ZM251 110L253 111V112H251ZM256 110V111H255ZM65 111V112H64ZM84 111V112H83ZM186 111V112H185ZM190 111H191V113H190ZM7 112V113H6ZM20 112V113H19ZM103 112V113H102ZM122 112V113H121ZM124 112H126V114L124 113ZM194 112V113H193ZM216 112V113H215ZM15 113V114H14ZM32 113H36L35 115H33ZM61 113V114H60ZM101 113V114H100ZM184 113V114H183ZM201 113V114H200ZM12 114V115H11ZM19 116V114H20V118L19 117H17V115ZM24 114V115H23ZM135 114H138V116L137 115H135ZM186 114V115H185ZM197 114H200V116L198 117L197 116ZM209 114V115H208ZM218 114V115H217ZM235 114V115H234ZM36 115H38V117L36 116ZM44 115V116H43ZM60 115H61V117H60ZM71 115V116H70ZM105 115H107V116H105ZM109 115H110V117H109ZM182 115V116H181ZM232 115V116H231ZM249 115V116H250ZM253 115H251V116H253ZM5 116V117H4ZM41 118H40V117ZM105 116V117H104ZM111 116H112V118H111ZM141 116H142V119H141ZM181 116V117H180ZM211 116V117H210ZM216 116V117H215ZM231 116V117H230ZM28 117V118H27ZM65 117V118H64ZM71 117V118H70ZM209 117V118H208ZM8 118V119H7ZM11 118V119H10ZM13 118V119H12ZM126 118V119H125ZM129 118H130V120H129ZM133 120H132V119ZM135 118V119H134ZM144 118V119H143ZM161 118V119H160ZM185 119V120H183V119ZM205 118V119H204ZM253 118V117H252ZM251 118V119H252ZM67 119V120H68ZM97 119V120H96ZM147 119V120H146ZM179 119H181V120H179ZM202 119V120H201ZM207 119V120H206ZM221 120V122H220V120ZM32 120V121H31ZM39 122H38V121ZM43 120V121H42ZM63 120V121H62ZM93 120H95V121H93ZM106 120V121H105ZM110 120V121H109ZM121 120V121H120ZM137 120H138V122H137ZM143 120V121H142ZM206 120V121H205ZM213 120V121H212ZM216 120V121H215ZM232 120V119H231ZM9 123H8V122ZM42 121V122H41ZM59 121V122H58ZM98 121V122H97ZM101 121V122H100ZM108 121V122H107ZM129 123H128V122ZM131 121V122H130ZM182 121V122H181ZM210 121V122H209ZM212 121V122H211ZM3 122V123H2ZM24 122H21V123H24ZM106 122H107V124H106ZM117 122V123H116ZM215 122V123H214ZM33 123H35V124H33ZM162 123H163V125H162ZM168 125H167V124ZM179 125H177V124ZM200 123V124H199ZM205 125H204V124ZM251 123H253V125H254V127H256V129H258L259 131H255V132H261V133H263L264 134V123L263 124H261V126L258 124V123H256L255 122V120H252L251 121ZM92 124V125H91ZM95 124V125H94ZM99 124V125H98ZM103 124V125H102ZM111 124V125H110ZM125 124V125H124ZM134 124H135V126H134ZM182 124H184V125H182ZM232 126H233V130H232V132L233 133H235V130H237V132L236 133H239L241 130H242V128L244 129L243 130V132L245 131V133H246V126L244 125L245 124V122H244V124L241 122V123H239V125L237 124V123H234V121L233 122H231L230 123ZM237 124V125H236ZM258 124V125H257ZM37 125V126H36ZM55 125H56V127H55ZM89 125H91V127L89 126ZM114 125V126H113ZM201 125V126H200ZM5 126V127H4ZM32 126V127H31ZM85 126V127H84ZM113 126V127H112ZM118 126V127H117ZM142 126H144V127H142ZM169 126V127H168ZM176 126H178L177 128H176ZM237 126V127H236ZM240 126V127H239ZM243 126V127H242ZM245 126V127H244ZM259 126V128H257ZM29 127V128H28ZM51 127V128H50ZM126 127V128H125ZM181 127V128H180ZM239 127V128H238ZM42 128V129H41ZM53 128H55V129H53ZM87 128V129H86ZM96 129V131H95V129ZM99 128V129H98ZM108 128V129H107ZM114 128V129H113ZM171 128V129H170ZM183 128L185 129V130H183ZM238 128V129H237ZM263 128V129H262ZM83 129H85L84 131H83ZM92 129V130H91ZM106 129V130H105ZM146 129V130H145ZM162 131H161V130ZM178 129V130H177ZM182 129V130H181ZM29 130V131H28ZM31 130H33V131H31ZM55 130V131H54ZM135 130V131H134ZM126 131H128V132H126ZM137 131V132H136ZM164 131V132H163ZM53 132V133H52ZM55 132V133H54ZM112 132V133H111ZM118 132V133H117ZM125 132V133H124ZM139 132V133H138ZM146 132V133H145ZM153 132H154V134H153ZM167 132V133H166ZM242 132V131H241ZM242 132V133H243ZM33 133H35V134H33ZM38 133V134H37ZM90 133V134H89ZM96 133V134H95ZM128 133H130V134H128ZM133 133H135V136H133ZM165 133V134H164ZM187 133V134H186ZM205 133H206V135H205ZM260 133V134H261ZM138 134V135H137ZM140 134V135H139ZM147 134V135H146ZM157 134V135H156ZM175 134V135H174ZM33 135H35V136H33ZM53 135H54V139H52L53 138ZM80 135V137H79V139H78V136ZM85 135V136H84ZM122 135V136H121ZM156 135V136H155ZM27 138H26V137ZM127 136V137H126ZM146 136V137H145ZM149 136H150V138H149ZM183 136V137H182ZM21 137H22V139H21ZM36 137V138H35ZM96 137V138H95ZM148 137V138H147ZM154 137H155V139H154ZM171 137V138H170ZM236 138H237V135L235 136ZM33 138H35V139H33ZM86 138H87V140H86ZM127 138H128V140H127ZM170 138V139H169ZM185 138V139H184ZM189 138V139H188ZM236 138H234L233 139V141H232V144L230 145V147L231 148H229L228 149V152L227 153H229L230 155H229V157L231 158L232 156H231V153L233 152H237L238 150L237 149H239V147L241 146L240 145V143L242 142H240V139H236ZM22 140V142H21V140ZM28 139V140H27ZM39 139V140H38ZM85 139V140H84ZM94 141L93 143H92V141ZM96 139V140H95ZM159 139V140H158ZM192 141H191V140ZM206 139H208V140H206ZM78 140H79V142H78ZM99 140V141H98ZM202 140H203V142H202ZM206 140V141H205ZM211 140V141H210ZM218 140V141H217ZM49 141H50V143H49ZM97 141V142H96ZM103 141H106V142H103ZM149 141V143H147ZM155 141V142H154ZM160 141V142H159ZM169 141V142H168ZM205 141V142H204ZM18 142V143H17ZM29 142V143H28ZM62 142L64 143V142H66V140L64 141V140H62ZM86 142V143H85ZM88 142V143H87ZM91 142V143H90ZM99 142V143H98ZM119 142V143H118ZM127 142V143H126ZM159 142V143H158ZM163 142V143H162ZM171 142V143H170ZM206 142H208V143H206ZM234 142V143H233ZM20 143H21V145H20ZM26 143V144H25ZM48 145H47V144ZM78 143H79V145H78ZM81 143V144H80ZM110 143V144H109ZM120 143H121V145H120ZM153 143H154V145H153ZM17 144V145H16ZM57 144V145H56ZM88 144V145H87ZM90 144V145H89ZM93 144V146H91ZM94 144H95V146H94ZM102 144V145H101ZM109 144V145H108ZM117 144V145H116ZM167 144V145H166ZM191 144V145H190ZM203 144V145H202ZM235 144V145H234ZM16 145V146H15ZM20 145V146H19ZM28 145V146H27ZM36 145H37V147L39 148H36ZM44 145V146H43ZM81 145V147H79ZM83 145H85V148L83 149L82 148V146ZM153 145V146H152ZM166 145V146H165ZM173 145V146H172ZM183 145V146H182ZM104 146V147H103ZM110 146V147H109ZM118 146V147H117ZM148 146V147H147ZM192 146V147H191ZM214 147V149H213V147ZM20 147H22V148H20ZM45 147V148H44ZM48 147L50 148V149H48ZM112 147V148H111ZM115 147V148H114ZM119 147H121V150H119L120 148ZM186 149H185V148ZM199 147V148H198ZM17 148V149H16ZM18 148H19V151H18ZM87 148V149H86ZM95 148V149H94ZM100 148H102V150L100 149ZM113 148H114V150H113ZM118 148V149H117ZM153 148H156V150H154L153 151ZM167 148V149H166ZM174 148V149H173ZM201 148H203V150L201 149ZM211 148V149H210ZM232 148H233V151H232ZM29 149V150H28ZM43 149V150H42ZM48 149V150H47ZM73 149V150H72ZM77 149H79V151L77 150ZM106 149H108V151L106 150ZM117 149V150H116ZM185 149V150H184ZM21 150V151H20ZM24 152H23V151ZM36 150V151H35ZM42 150V151H41ZM72 150V152L70 153L69 151H71ZM86 150V151H85ZM105 152H104V151ZM152 150V151H151ZM159 150V151H158ZM174 150V151H173ZM179 150V151H178ZM188 150H189V152H188ZM205 150H206V152H205ZM236 150V151H235ZM40 151V152H39ZM43 151H44V153H43ZM56 151V150H55ZM63 151H65V152H63ZM77 151H78V153H77ZM86 153H85V152ZM89 151V152H88ZM111 151V152H110ZM113 151V152H112ZM116 151V152H115ZM147 151V152H146ZM151 151V152H150ZM155 151H156V154L158 153V155H156L155 154ZM195 151V152H194ZM203 151H204V153H203ZM18 152V153H17ZM23 152V153H22ZM36 152V153H35ZM41 152H42V154H41ZM47 152V153H46ZM83 152V153H82ZM88 152V153H87ZM95 152V153H94ZM153 152V153H152ZM166 152V153H165ZM177 152H179V154H182V155H178L177 154ZM182 152V153H181ZM202 152V154H200ZM19 153H21L20 155H19ZM29 153V154H28ZM49 153H51V154H49ZM73 153V154H74ZM108 153H110V154H108ZM151 153H152V155H151ZM184 153V154H183ZM238 153V152H237ZM38 154V155H37ZM64 154V155H63ZM92 154V155H91ZM107 154V155H106ZM205 154V155H204ZM235 154V153H234ZM27 155H28V157H27ZM41 155V156H40ZM83 155V156H82ZM87 155V156H86ZM99 155H101V156H99ZM144 155V156H143ZM191 155V156H190ZM200 155H201V157H200ZM238 155V154H237ZM21 156V157H20ZM65 156V157H64ZM79 156V157H78ZM94 156H96L97 158H95ZM103 156V157H102ZM111 156H113V157H111ZM148 156V157H147ZM150 156V157H149ZM159 156V157H158ZM178 156L180 157L179 159H178ZM199 158H198V157ZM204 156V157H203ZM19 157V158H18ZM35 157H37V158H35ZM68 157V158H67ZM111 157V158H110ZM142 157V158H141ZM145 157V158H144ZM209 157V158H208ZM213 157V158H212ZM39 158V159H38ZM66 158V159H65ZM83 158V159H82ZM149 158V159H148ZM155 158V159H154ZM165 158V159H164ZM174 158V159H173ZM189 158H190V160H189ZM46 159V160H45ZM49 161H48V160ZM82 159V160H81ZM96 159H98V161L96 160ZM103 159V160H102ZM151 159H152V161H151ZM160 159V160H159ZM167 159H169V160H167ZM210 159V160H209ZM15 160V161H14ZM64 162H63V161ZM69 160V161H68ZM86 161V162H84V161ZM94 160V161H93ZM139 160V161H138ZM179 161V163L177 162V161ZM193 160V161H192ZM41 161V162H40ZM80 161V162H79ZM138 161V162H137ZM151 161V162H150ZM162 161V162H161ZM168 161V162H167ZM192 161V162H191ZM213 161V162H212ZM12 162H14V163H12ZM18 164H17V163ZM29 162V163H28ZM33 164H32V163ZM44 162V163H43ZM62 162L65 164H63L62 165ZM67 162V163H66ZM94 162H96V163H94ZM109 162V163H108ZM143 163V164H141V163ZM156 162V163H155ZM166 162V163H165ZM176 162L178 163L177 164V166L175 165L176 164ZM10 163H11V165H10ZM26 163V164H25ZM31 163V166L29 165ZM77 163H78V165H77ZM107 163V164H106ZM151 163V164H150ZM159 163H161V165L159 164ZM173 163V164H172ZM189 163V164H188ZM193 165H192V164ZM16 164H17V166H16ZM22 164V165H21ZM82 165V166H80V165ZM92 164V165H91ZM101 164H102V166H101ZM147 164V165H146ZM156 166H155V165ZM23 165L25 166V167H23ZM47 166V167H45V166ZM84 165V166H83ZM88 165H89V167H88ZM94 165V166H93ZM98 165H99V167H98ZM150 165H151V167H150ZM20 166H21V168H20ZM30 166V167H29ZM77 166V167H76ZM98 168H97V167ZM138 166V167H137ZM149 166V167H148ZM154 166H155V168H154ZM160 166V167H159ZM190 166V167H189ZM246 166V167H245ZM14 167H15V169H14ZM43 167H44V169H43ZM81 167V168H80ZM82 167H84V169L82 168ZM88 167V168H87ZM100 167H102V168H100ZM105 167H107V168H105ZM109 167V168H108ZM137 167V168H136ZM164 167V168H163ZM166 167V168H165ZM24 168V169H23ZM26 168V169H25ZM41 168V169H40ZM75 168V169H74ZM77 168V169H76ZM89 168H90V170H89ZM141 168V169H140ZM143 168V169H142ZM156 170V172H155V170ZM249 168V166H247V165H243L242 164V166H241V169H242V172L244 173L245 171V173H248L249 172V169L247 170V169ZM7 169V170H6ZM13 169H14V171H13ZM43 169V170H42ZM149 169H151V170H149ZM158 169H160L159 171H158ZM171 169V170H170ZM240 169V168H239ZM240 169V170H241ZM5 170V171H4ZM28 170V171H27ZM78 170V171H77ZM79 170H81V171H79ZM89 170V171H88ZM164 170V171H163ZM244 170V171H243ZM6 171H7V173H6ZM9 171L11 172V173H9ZM17 171V172H16ZM27 173H26V172ZM42 171V172H41ZM45 171V172H44ZM47 171V172H46ZM146 171V172H145ZM149 171H151V173L149 172ZM153 171V172H152ZM173 171V172H172ZM263 171V172H262ZM262 171H257V173H255V171H254V174L257 176V178L256 179H259V178H261V176L264 174V170H262ZM78 172V173H77ZM136 172V173H135ZM160 174L161 173V175H159L158 173ZM187 172V171H186ZM3 173V174H2ZM18 173V174H17ZM45 173H47V176L45 175ZM74 173V174H73ZM75 173L77 174V175H75ZM83 173H85V174H83ZM6 174L9 176V174H11L10 176H12V177H14V180H8V181H6L5 180V177L4 176H6ZM22 174H24V176L22 175ZM142 175V176H140V175ZM155 174V175H154ZM163 174V175H164ZM251 174H253V173H251ZM3 175V176H2ZM14 175V176H13ZM18 175H19V177H18ZM73 175H75V176H73ZM84 175V176H83ZM130 177H129V176ZM134 175V176H133ZM148 175V176H147ZM151 175H153V176H151ZM8 176H6V177H8ZM155 176V177H154ZM29 177H30V179H29ZM32 177H37L36 179L35 178H33L32 179ZM152 177H154V178H152ZM17 178H18V180H17ZM42 178V179H41ZM80 178H81V180H80ZM148 178V179H147ZM150 178L152 179V180H150ZM23 180V181H21V180ZM51 179H52V181H51ZM82 179H83V181H84V179H85V181L82 183ZM125 179H127V180H125ZM25 180V181H24ZM32 180V181H31ZM40 180V181H39ZM42 180V181H41ZM45 180V181H44ZM78 180V181H77ZM93 180V181H92ZM20 182V184H19V182ZM118 181V182H119ZM13 182H15V183H13ZM43 182V183H42ZM48 184H47V183ZM88 182H89V185H88ZM9 183V184H8ZM33 183V184H32ZM46 183V184H45ZM72 183V184H71ZM74 183H76V185H77V187L75 186V184ZM86 183V184H85ZM122 183H123V185H122ZM23 184H25V185H23ZM31 184V185H30ZM41 184V185H40ZM74 184V185H73ZM83 184H84V186H83ZM125 185V186H124ZM150 185V186H149ZM154 186V188H153V186ZM194 185H199V183H195ZM36 186V187H35ZM47 186H49L48 188H47ZM88 186V187H87ZM148 186L149 187H151L150 189L148 188ZM16 189H15V188ZM18 187V188H17ZM30 187H32L31 189V191L32 192H29V188ZM42 187V188H41ZM45 187V188H44ZM65 187V188H64ZM68 187V188H67ZM74 187V188H73ZM125 187H127V188H125ZM240 187V186H239ZM244 187V186H243ZM243 187H241V189H243ZM10 188V189H9ZM22 188V189H21ZM76 188V189H75ZM85 188V189H84ZM153 188V189H152ZM245 188H246V186L244 187V191H245ZM8 189V190H7ZM26 189V190H25ZM36 189V191H33V190H35ZM124 189H125V191H124ZM126 189H127V191H126ZM150 191H149V190ZM152 189V190H151ZM238 189V190H237ZM240 188H238V187H236L235 188V190H234V193H235V195L237 194L238 195V193H239V190H241ZM40 190V191H39ZM68 190V191H67ZM89 190V189H88ZM88 190H86V191H88ZM164 190H166L167 191V193L164 191ZM168 190H169V193H168ZM237 190V191H236ZM7 191H9V192H7ZM13 191V192H12ZM23 191V192H22ZM71 191V192H70ZM74 191V192H73ZM78 191V192H77ZM122 191V192H121ZM145 191V192H144ZM242 191V190H241ZM19 192H21V194L19 193ZM33 192H35V193H33ZM46 192V193H45ZM67 192V193H66ZM82 192H83V194H82ZM243 192V191H242ZM242 192H240L239 194L241 195L242 194ZM15 193V194H14ZM28 193V194H27ZM72 193H74L73 195H72ZM78 193H79V195H78ZM146 193V194H145ZM9 194V195H8ZM23 194V195H22ZM30 194H31V197H30ZM69 194H71L72 196H70ZM162 194V195H161ZM19 195V196H18ZM40 195H42L41 196V198H40ZM69 197H68V196ZM146 195V196H145ZM236 195V196H237ZM240 195H238V196H240ZM23 196V197H22ZM26 196H28V197H26ZM33 196H36L35 198H33ZM74 196V197H73ZM161 196H162V198H161ZM177 197L175 198V200L177 199L178 200V198H179V201H182L183 199L182 198H184V195L183 194H179L178 193V195H176ZM64 197H67L70 201H69V203H68V199H67V201L65 200L66 198H64ZM71 197H73L72 199H74V200H71ZM147 197V198H146ZM159 197V198H158ZM17 198V199H16ZM26 198H27V200H26ZM30 198H32V199H30ZM63 198V199H62ZM166 198V199H165ZM20 199V200H19ZM146 199V202L145 201H143V200H145ZM160 199V200H159ZM13 200H15V201H13ZM16 200H18V202L16 201ZM21 200H22V202H21ZM23 200H25L24 202H23ZM30 200V201H29ZM64 200L66 201V203L64 202ZM113 200V201H112ZM117 199H111L110 200V202L111 203H109V208H112L114 205H115V203H117V201H116ZM142 200V201H141ZM251 200V199H250ZM249 200V201H250ZM28 201V202H27ZM63 203H62V202ZM147 201H148V203H147ZM155 201V202H154ZM159 201V202H158ZM161 201V202H160ZM229 201V200H228ZM227 201V202H228ZM252 201V200H251ZM250 201V202H251ZM17 202V203H16ZM230 202V201H229ZM228 202V203H229ZM21 203H23V204H21ZM75 203V204H74ZM139 203L140 204H142L141 206L139 205ZM158 203V204H157ZM166 203V204H167ZM227 203V204H228ZM249 203V202H248ZM27 204V205H26ZM74 204V205H73ZM149 204H150V206H149ZM20 205H21V208H20ZM65 205V206H64ZM155 205H157V206H155ZM36 207V208H35ZM141 207V208H140ZM164 207V206H163ZM163 207H161V214H164L163 213V211H165L164 209H165V207H164V209H163ZM38 208V209H37ZM69 208V209H68ZM71 208V209H70ZM55 210V211H54ZM73 210V211H72ZM163 210V211H162ZM107 211H109L108 209L106 210V212ZM140 211V212H139ZM19 212V213H18ZM37 212V213H36ZM110 212V211H109ZM109 212H107L106 214H107V224H115V221H114V215L113 214H110ZM135 212H134V216L133 217H128V219H126L125 221H123L122 223H121V225L120 226H122V228H123V230H122V228L119 226L118 228H117V232H115V235L113 236V239H112V236H111V238H107L108 239V241H107V239H103V236H104V233L103 232H98L97 231V233L99 234V235H97V234H95L94 232V234L92 233V232H90L89 234H93V236L94 235H96L95 237H99V238H96L97 240H101V242H102V245H104V251H103V253H104V255H101V259H99V260H102V261H98V262H96L95 264H103V260H105V258L107 257L108 258V256L109 255H107L106 253H108L107 252V250L106 249H108V248H110V247H113V245H114V243H116L117 241H115V240H118L117 239V237H116V235H120V234H122V233H125V231L127 230H131V229H133V231L135 232V233H141V232H143V229L141 228V227H138V226H136L137 224H136V221L137 220H135L134 218H135ZM16 213V214H15ZM54 213H56V214H54ZM68 213H70L69 215L70 216H68L67 214ZM12 214H13V216H12ZM27 214V215H26ZM29 214V215H28ZM137 214V215H138ZM159 214V213H158ZM19 215V216H18ZM58 215V216H57ZM111 215H113V218L111 219ZM136 215V216H137ZM21 216H22V218H21ZM55 216V217H54ZM159 216V217H158ZM86 217H87V219L88 218H90L91 219V221L90 220H87L86 219ZM92 217V218H91ZM15 218V219H14ZM18 218V219H17ZM27 220V218H28V220H27V222H26V220ZM54 218V219H53ZM55 218H57V219H55ZM110 220H109V219ZM132 219V223H131V219ZM158 218V219H157ZM159 218H160V214L159 215H157V217L155 218L156 219V221L155 222H157V220H159ZM14 219V220H13ZM22 219V220H21ZM30 219V220H29ZM51 219V220H50ZM82 219V220H81ZM83 219H84V221H83ZM20 220V221H19ZM50 220V221H49ZM87 220V221H86ZM114 221V223L113 222H111V221ZM13 221V222H12ZM49 221V222H48ZM71 221L73 222V223H71ZM30 222V223H29ZM59 222V224H56V223H58ZM75 222H76V224H75ZM109 222V223H108ZM111 222V223H110ZM130 222V223H129ZM138 222V221H137ZM28 225H26V224ZM32 223V224H31ZM48 223V224H47ZM30 224V225H29ZM49 224H50V226H49ZM71 224V225H70ZM85 224V225H84ZM135 224V225H134ZM80 225V226H79ZM126 225V226H125ZM0 226H2V227H0V235H1V233H2V231H4V229H3V224L1 223L0 224ZM52 226V227H51ZM57 226V227H56ZM49 228V229H47V228ZM71 227V228H70ZM75 229V230H73V228ZM136 227V228H135ZM20 228V229H21ZM54 228H56V230L54 229ZM67 228H66V230H67ZM79 228V229H78ZM126 228H128V229H126ZM91 229V230H90ZM50 230V231H49ZM74 233H73V232ZM121 231V232H120ZM124 231V232H123ZM138 231V232H137ZM71 232V233H70ZM168 232V231H167ZM166 232V233H167ZM118 233V234H117ZM165 233V234H166ZM205 233H206V231H205ZM263 233V231L261 232H258V233H256V235H255V246L254 247H256V245H257V247L256 248H254L253 246V249H252V247L251 246H248L250 249H252V250H250L248 247L245 249V251L241 254V252L239 253V256H238V254H237V256H236V260H235V258L232 260V262L233 261H235L234 263H232V264H253V262L255 261L256 262V260H257V263H255V264H264V235H262V238H263V240L260 238V236H261V234ZM43 234V235H42ZM75 234V235H74ZM70 236H71V239H70ZM121 236V235H120ZM75 237V238H74ZM38 238V239H39ZM69 238V239H68ZM115 238V239H114ZM119 238V237H118ZM6 240H5V243L3 244V246H1V248H0V264H15L16 263V256H14V251L13 250H15L17 247V245H16V243H15V237L13 236V235H11V234H9V235H7V238H5ZM110 239V240H109ZM258 239H259V241H258ZM40 240H36V243H33V245L34 246H36L35 248H36V253H34V257L32 256L31 257V259L29 260L30 262H28L29 264H37V262H39V264H43V261H42V254H39L40 252V250L41 249H43L42 247H44V246H42L43 244H41V246H40ZM66 240H67V242H66ZM260 240H262L261 242H260ZM39 243H38V242ZM70 241V242H69ZM71 241H73V242H71ZM114 241V242H113ZM35 242V241H34ZM106 242V243H105ZM109 242V243H108ZM256 242H259V243H256ZM263 242V243H262ZM69 243L71 244V245H69ZM113 243V244H112ZM12 244H13V247H12ZM5 245V246H4ZM8 245V246H7ZM69 245V246H68ZM262 246V247H260V246ZM7 246V247H6ZM38 246V247H37ZM115 246V245H114ZM15 247V248H14ZM60 247H62V248H60ZM71 247H72V250H70L71 249ZM259 247L261 248V250H259ZM41 248V249H40ZM3 249V250H2ZM59 249H60V251H59ZM248 249H249V251H248ZM258 249V251H256V250ZM11 250V251H10ZM247 250V251H246ZM16 251V250H15ZM66 251V252H65ZM71 251V252H70ZM251 251V252H250ZM258 253V254H255L256 252ZM260 251H262L261 253H260ZM61 252V253H60ZM247 252H250V253H246ZM13 255H12V254ZM245 253V254H244ZM57 254V255H56ZM241 254V255H240ZM260 254H261V256H260ZM12 255V256H11ZM36 255V256H35ZM104 258H103V257ZM178 255L177 254H175L174 255V258H172L171 257V259H173L174 260V262H176V257H177ZM246 256V257H245ZM7 257H8V259H7ZM244 257V258H243ZM247 257L249 258L248 260H247ZM254 257V260H252V258ZM13 258V259H12ZM36 258V259H35ZM57 258V259H56ZM255 258H256V260H255ZM263 258V259H262ZM10 259V260H9ZM244 259V260H243ZM260 259H262V260H260ZM57 260V261H56ZM173 260H171V262H173ZM178 260V259H177ZM239 260V261H238ZM252 262H251V261ZM241 261H242V263H241ZM246 261V262H245ZM261 261H262V263H261ZM42 262V263H41ZM173 262V263H174ZM260 262V263H259ZM172 263V264H173ZM177 263V262H176ZM176 263H174V264H176ZM223 263V262H222Z\"/></svg>",
	"mask_w": 264,
	"mask_h": 264
},
{
	"label": "bare ground",
	"instance_id": "bare-ground-1",
	"mask_svg": "<svg viewBox=\"0 0 264 264\" xmlns=\"http://www.w3.org/2000/svg\"><path fill=\"white\" fill-rule=\"evenodd\" d=\"M11 1H13V0H11ZM23 1V0H22ZM70 1H72V0H70ZM69 1V2H70ZM74 1H76V0H74ZM105 1H107V0H105ZM109 1V0H108ZM110 1H112V0H110ZM140 1V0H139ZM142 1V0H141ZM141 1H140V3H141ZM196 1V0H195ZM194 1V2H195ZM199 1V0H198ZM209 1V0H208ZM212 1V0H211ZM218 1V0H217ZM217 1H216V3H217ZM251 1V2H250ZM27 2V1H26ZM30 2H32V0L30 1ZM34 2V1H33ZM73 2V1H72ZM113 2V1H112ZM112 2H110V4H113ZM143 2V1H142ZM148 2V1H147ZM146 2V3H147ZM157 2V1H156ZM155 2V3H156ZM179 2V1H178ZM183 2V4H185L184 3V1H182ZM181 2V3H182ZM189 2V1H188ZM202 2V1H201ZM203 2H206V1H203ZM213 2V1H212ZM215 2V1H214ZM230 2V1H229ZM252 2H254V6L252 7L255 11H257V13H256V16L254 15L253 16V18L251 19V17L249 16V14L250 13H248V11L250 10L249 9V6H250V3H252ZM10 3V2H9ZM12 3V2H11ZM28 3V2H27ZM71 3V2H70ZM76 3V2H75ZM74 3V4H75ZM98 3V2H97ZM129 3V2H128ZM133 3V2H132ZM136 3V2H135ZM139 3V2H138ZM149 3V2H148ZM150 3H151V1H150ZM153 3V2H152ZM187 3V2H186ZM196 3V2H195ZM194 3V4H195ZM232 3V2H231ZM230 3V4H231ZM236 3H237V5H238V14H236V15H234L235 17H233L232 18V22H231V24H228L227 23V21H228V19H229V17H231V16H229V13L231 12L230 10H228L227 12L226 11H224V12H222L220 15H218V16H212V17H210L212 14L209 12V10H208V14L210 13L211 15L208 17V16H205V15H203V16H205V17H208L207 18V20H206V22H207V25L206 24H202L203 26H200V27H198V33L196 34L194 31H193V33H195V34H193L192 32V34L190 35V39H188V40H190L191 42H194V43H198V45H199V48L197 47V50H193L194 51V53L193 52H191L192 53V55H190V53H188V57H186V60H184L183 61V63L182 64H180L179 63V65L177 64L175 67H173V71L171 70V73H173L174 75L176 74V78H177V81L179 82V85H178V87L176 86V87H174V88H172V86L170 87V92L172 93V96L173 97H175L176 98V100L178 101L184 94H185V85L189 82V84H190V81H192V79L194 80L195 78H193L194 77V75L196 76V74H197V70H199V71H205V72H207V74L206 75H208V72H214V70H215V74H217L216 73V71H217V69H218V67H217V64H216V62H217V59H219L218 61H221V63L223 64V65H226V67L225 68H223L221 71H220V73H219V79H217V80H219V83L221 84V86L220 87H222V85L223 86H227V84L229 83V81H231L232 79H235V77H238V76H235V73H236V70L237 69H244V68H242V67H245L246 68V66H248V62H246V61H250V62H252V61H256V60H259V59H256V49L258 50L259 49V51H261V49L263 48L264 49V47H262L263 45H264V0H236ZM22 3H21V1H16L15 0V3H13V5L15 6H13L14 7V9L12 8V10H13V14L11 15V18H12V20H10V25H8L9 26V28H10V30L11 31H9V28H7L8 29V33L9 32H11L12 33V31L14 30V28L16 27L15 25H16V23L18 22V20H19V18H20V16H21V14H22V12L24 13V11H25V8H22V5H21ZM96 4V3H95ZM131 4V3H130ZM189 4V3H188ZM201 4V3H200ZM204 4V3H203ZM209 4V3H208ZM207 4V5H208ZM214 4V3H213ZM219 4V3H218ZM225 4V3H224ZM25 5V4H24ZM33 5H35V4H33ZM32 5V6H33ZM116 5V4H115ZM121 5V4H120ZM123 5V4H122ZM129 5V4H128ZM135 4H131V6H130V8H134L135 6H134ZM139 5V4H138ZM137 5V6H138ZM143 5V4H142ZM146 4H144V6H145ZM151 5V4H150ZM153 5V4H152ZM151 5V6H152ZM165 5V4H164ZM171 5V4H170ZM169 5V6H170ZM198 5V4H197ZM202 5V4H201ZM217 5V4H216ZM104 6V5H103ZM111 6V5H110ZM132 6H134V7H132ZM159 6H160V4H159ZM185 6V5H184ZM203 6V5H202ZM213 6V5H212ZM226 6H227V4H226ZM252 6V5H251ZM24 7V6H23ZM139 7H141V8H143L142 6H139ZM147 7H150V6H146L145 8L147 9ZM154 7V6H153ZM158 7V6H157ZM168 7V6H167ZM166 7V8H167ZM186 7H187V4H186ZM193 7V6H192ZM198 7V6H197ZM215 7H217V6H215ZM214 7V8H215ZM219 7V6H218ZM232 7H233V5H232ZM231 7V8H232ZM10 8V7H9ZM36 8V7H35ZM124 8V7H123ZM152 8V7H151ZM195 8V7H194ZM204 8V7H203ZM23 9H24V11H23ZM26 9H27V7H26ZM62 9V8H61ZM106 9V8H105ZM125 9V8H124ZM123 9V11H122V13L124 12V11H127V9H125L124 10ZM135 9H136V7H135ZM139 9V8H138ZM137 9V10H138ZM150 9V8H149ZM155 9H157V8H155ZM159 9V8H158ZM157 9V10H158ZM164 9V8H163ZM179 9V8H178ZM181 9V8H180ZM179 9V10H180ZM186 9V8H185ZM201 9V8H200ZM205 9V8H204ZM212 9H213V7H212ZM88 10V9H87ZM142 10V9H141ZM151 10V9H150ZM154 10V9H153ZM165 10V9H164ZM167 10V9H166ZM178 10V11H179ZM184 10V9H183ZM182 10V11H183ZM190 10V9H189ZM188 10V11H189ZM197 10H198V8H197ZM214 10V9H213ZM221 10V9H220ZM29 11V10H28ZM117 11V10H116ZM134 11V9L132 10V12ZM161 11V10H160ZM175 11V10H174ZM187 11V10H186ZM201 11V10H200ZM202 11H203V9H202ZM230 11V12H229ZM254 11V12H255ZM30 12V11H29ZM34 12V11H33ZM43 12V11H42ZM76 12V11H75ZM118 12V11H117ZM129 12H131V11H127V14L129 13ZM139 12V10L138 11H136V12H134L135 14H136V16L138 15V17L141 15L142 16V14L139 12V14H137ZM146 12V11H145ZM157 12V11H156ZM164 12V11H163ZM163 12L161 13L162 15H163ZM172 12V11H171ZM180 12V11H179ZM207 12V11H206ZM100 13H103V12H100ZM100 13H98L99 14V16H101V14ZM115 13V12H114ZM125 13V12H124ZM143 13V12H142ZM150 13V12H149ZM160 13H158V14H160ZM165 13V12H164ZM182 13V12H181ZM196 13V12H195ZM195 13H193V14H195ZM203 13V12H202ZM217 13V12H216ZM236 13V12H235ZM11 14V13H10ZM92 14V13H91ZM116 14V13H115ZM130 14V13H129ZM132 14V13H131ZM130 14V15H131ZM135 14H134V17H135ZM145 14V13H144ZM152 14V13H151ZM157 14V15H158ZM184 14H185V12H184ZM190 14V13H189ZM219 14V13H218ZM231 14V13H230ZM255 14V13H254ZM75 15V14H74ZM119 15H120V13H119ZM147 15H148V13H147ZM172 15V14H171ZM192 15V14H191ZM207 15V14H206ZM253 15V14H252ZM13 16V17H12ZM69 16V18H70V15H68ZM97 16V15H96ZM104 16H105V14H104ZM112 16V15H111ZM116 16V15H115ZM121 16V15H120ZM120 16H119V18H120ZM129 16V15H128ZM133 15H131L130 17H128L127 19L128 20H126L125 21V17H123L124 18V21L125 22H127V21H129V20H131L133 17H132ZM140 16V18H137L136 20H142V22H143V19L144 18H146V17H144L143 18V16L141 17ZM146 16V15H145ZM153 16V15H152ZM160 16V15H159ZM165 16V15H164ZM164 16H160L161 18L160 19H162ZM174 16V15H173ZM179 16V15H178ZM183 16H185V15H183ZM196 16V15H195ZM201 16H202V14H200V19H201ZM63 17V16H62ZM72 17V16H71ZM91 17V16H90ZM127 17V16H126ZM132 17V18H131ZM148 17L150 18V16L148 15ZM147 17V18H148ZM186 17V16H185ZM189 17H191V16H189ZM188 17V18H189ZM7 18V17H6ZM23 18V17H22ZM68 18V19H69ZM82 18V17H81ZM93 18V17H92ZM100 17H98L97 19H99ZM110 18V17H109ZM108 18V19H109ZM130 18V19H129ZM136 18V17H135ZM146 18V19H147ZM159 18V17H158ZM165 18V19H164ZM163 18V21L161 20H159L160 22H161V24L160 25H166L167 24V22L166 23H164L165 21L164 20H167L166 18L167 17H164ZM174 18V17H173ZM172 18V19H173ZM176 18H178L177 16H176ZM180 18V17H179ZM182 18V17H181ZM199 18V17H198ZM2 19V18H1ZM96 19V21H98ZM114 19V18H113ZM134 19V18H133ZM145 19V21H144V24H145V29L147 28L146 27V22H147V24H148V21ZM175 19V18H174ZM187 19V18H186ZM190 20H191V18H189ZM194 19V18H193ZM192 19V20H193ZM196 19V18H195ZM205 19V18H204ZM100 20V19H99ZM112 20V19H111ZM115 20V19H114ZM149 20V19H148ZM154 20H156L155 18H154ZM169 20V19H168ZM181 20V19H180ZM183 20V19H182ZM182 20H181V23H183L184 21H185V18H184V21L182 22ZM189 20V21H190ZM208 20H210V21H208ZM26 21V20H25ZM33 21H35V20H33ZM84 21V20H83ZM95 21V22H96ZM105 21V20H104ZM113 21V20H112ZM117 21V20H116ZM118 21H121V20H118ZM117 21V22H118ZM151 21V20H150ZM149 21V22H150ZM195 21V20H194ZM194 21H192V22H194ZM198 21V20H197ZM9 22V21H8ZM20 22V21H19ZM18 22V23H19ZM94 22V21H93ZM100 22V24H101V20L99 21ZM109 22V21H108ZM125 22H123V23H125ZM131 22H136L135 21V19H134V21H131ZM130 21L128 22V23H131ZM153 22V21H152ZM159 22V23H160ZM172 22H173V20H172ZM180 22V21H179ZM191 22V21H190ZM201 22H203V21H201ZM200 22V23H201ZM219 22H222V23H219ZM104 23V22H103ZM113 23V22H112ZM112 23H110L109 22V24L111 25ZM122 23V22H121ZM128 23H127V25H125L124 27H128ZM138 23H140V22H138ZM138 23L136 24V26L138 25ZM159 23H157V24H159ZM163 23V24H162ZM169 23H171L170 21H169ZM176 23V22H175ZM185 23V22H184ZM195 23V22H194ZM205 23V22H204ZM217 23H219L220 25H224L223 27L225 28L224 29V31L225 32H223V33H226L225 35H227V43H226V45L223 47V48H220L219 46L220 45H213V44H211V42H210V40H209V37H208V35L210 34V36L212 35L211 33V30H213L212 29V27L213 28H215V26H216V24ZM81 24V23H80ZM98 24V23H97ZM96 24V25H97ZM108 24V25H109ZM114 24V23H113ZM143 24V25H144ZM152 24V23H151ZM154 24H156L155 22H154ZM179 24V23H178ZM178 24H176V25H178ZM188 24V23H187ZM65 25H67V24H65ZM88 25V24H87ZM95 25V26H96ZM102 25V24H101ZM130 25V24H129ZM132 25H134V24H132ZM168 25H170V24H168ZM172 25V24H171ZM185 25H186V23H185ZM215 25V26H214ZM15 26V27H14ZM63 26V25H62ZM105 26V25H104ZM121 26V25H120ZM131 26V25H130ZM135 25H134V27H136ZM139 26H141L140 24H139ZM138 26V28L140 29V32L141 31H143V30H141V28ZM182 26V25H181ZM180 26V27H181ZM195 26V25H194ZM217 26H219V25H217ZM66 27V26H65ZM80 28H81V26H79ZM134 27H133V30L131 29L132 27H129V30L130 31H132V32H134L135 31V33L134 34H136V30H138V28L137 29H135L134 30ZM142 27V26H141ZM154 27H155V25H154ZM153 27V28H154ZM167 27V26H166ZM166 27H164V30H165V28ZM174 27V26H173ZM179 27V26H178ZM185 27H187V26H185ZM222 27V26H221ZM6 28V27H5ZM86 28H87V26H86ZM101 28V27H100ZM104 28V27H103ZM110 28H112V27H110ZM115 28V27H114ZM116 28H117V26H116ZM143 28V27H142ZM158 28V27H157ZM156 28V29H157ZM163 28V27H162ZM172 28V27H171ZM195 28V27H194ZM69 29V28H68ZM99 29V28H98ZM125 29V28H124ZM183 29H184V27H183ZM192 29V28H191ZM216 29V28H215ZM218 29V28H217ZM65 30V29H64ZM64 30H62V31H64ZM78 30V29H77ZM108 30V29H107ZM118 30H120V29H118ZM118 30H116V31H118ZM126 30H128V28L127 29H125L124 31H125V33H122L123 31H122V28H121V33L122 34H125V37L127 36V38H126V41L129 39V35L132 33V32H130L129 30V32L130 33H127L126 32ZM158 30V29H157ZM186 30V29H185ZM219 30V29H218ZM94 31L96 32L97 31V29H94ZM111 31V30H110ZM159 31V30H158ZM161 31V30H160ZM160 31H159V34H160ZM166 31V30H165ZM169 31L171 32V30L169 29ZM187 31H189V30H187ZM14 32V31H13ZM74 32V31H73ZM92 32V31H91ZM95 32H93V33H95ZM99 31H97V33H98ZM119 32V31H118ZM149 32V31H148ZM154 32H155V30H154ZM161 32H163V31H161ZM178 32V31H177ZM210 32V33H209ZM6 33V32H5ZM7 33V34H8ZM105 33V32H104ZM108 33V32H107ZM112 33V32H111ZM138 33V32H137ZM156 33H157V31H156ZM166 33V32H165ZM168 33V32H167ZM186 33V32H185ZM184 33V34H185ZM59 34V33H58ZM76 34V33H75ZM110 34V33H109ZM115 34V35H114ZM118 34V33H117ZM122 34H121V36H122ZM133 34V35H134ZM152 34V33H151ZM181 34V33H180ZM189 34H190V32H189ZM11 35V34H10ZM19 35H21V34H19ZM80 35V34H79ZM93 35H95V34H93ZM113 35L115 36L114 38H116V37H118V35L116 36V32L115 33H113ZM140 35H141V33H140ZM146 35H147V32H146ZM161 35V34H160ZM167 35H169V34H167ZM167 35L165 36V35H163L164 37H167ZM188 35V34H187ZM216 35V33H214L212 36H215ZM82 36V35H81ZM91 35H89V37H90ZM97 36V35H96ZM98 36H99V33H98ZM105 36V35H104ZM124 36V35H123ZM132 36V35H131ZM130 36V37H131ZM134 36H137V35H134ZM147 36H149V35H147ZM152 36V35H151ZM153 36H155V35H153ZM158 35L156 34V36H155V38L157 37ZM184 36H186V34L184 35ZM219 36H220V34H219ZM218 36V37H219ZM10 38L12 37V36H9ZM9 37H6V39L7 38H9ZM75 37H77V36H75ZM88 37V38H89ZM113 36H111V38H112ZM133 37V36H132ZM172 37H173V35H172ZM186 37H188V36H186ZM185 37V38H186ZM2 38H4V37H2ZM62 38V37H61ZM99 38V37H98ZM110 38V37H109ZM108 38V39H109ZM110 38V39H111ZM113 38V39H114ZM124 38V37H123ZM151 38V37H150ZM154 38V37H153ZM159 38H161V37H159ZM163 38V37H162ZM169 38L170 37H168V40H169ZM60 39V38H59ZM67 39V38H66ZM70 39V38H69ZM92 39V38H91ZM105 39V38H104ZM103 39V40H104ZM117 39V38H116ZM131 39V38H130ZM129 39V40H130ZM142 39V38H141ZM215 39V38H214ZM220 39V38H219ZM20 40V39H19ZM54 40V39H53ZM86 40H88V39H86ZM119 40H120V42L122 43L123 42V39H121V37L119 38ZM119 40H117V41H119ZM128 40V41H129ZM133 40V39H132ZM131 40V41H132ZM138 40V39H137ZM146 40H148V39H145V40H143V42L145 41L146 42ZM156 40H158V39H156ZM171 40V39H170ZM184 40V39H183ZM226 40V39H225ZM1 41V40H0ZM60 41V40H59ZM98 41V40H97ZM107 41V40H106ZM125 40H124V45L126 46V44H125V42H126ZM130 41V42H131ZM160 41V40H159ZM186 41V40H185ZM214 41V40H213ZM223 41H224V38H223ZM23 42V41H22ZM58 42V41H57ZM87 42V41H86ZM94 42V41H93ZM92 42V45L94 44ZM99 42V41H98ZM110 42H112L111 40H110ZM130 42H129V46H130ZM138 42V41H137ZM140 42H141V40H140ZM148 42V41H147ZM153 42V41H152ZM151 41H150V43H152ZM18 43V42H17ZM20 43V42H19ZM62 43V42H61ZM64 43V42H63ZM77 43V42H76ZM102 44H103V42H101ZM109 43V42H108ZM113 43H117V42H113ZM127 43V42H126ZM132 43H134V42H131V44ZM139 43V42H138ZM166 43H168V42H166ZM179 43H181L182 44V42H179ZM187 43H188V41H187ZM57 44H59V43H57ZM97 44V43H96ZM99 44V43H98ZM102 44H99V45H102ZM111 44V43H110ZM118 44V43H117ZM120 44V43H119ZM145 44V43H144ZM183 44H184V42H183ZM189 44V43H188ZM218 44V43H217ZM222 44V43H221ZM105 43H104V47H105ZM122 45V44H121ZM124 45H122L123 47H125ZM161 45V44H160ZM164 45H165V43H164ZM185 45H186V43H185ZM190 45H192L191 43H190ZM189 45V46H190ZM195 45V44H194ZM223 45V44H222ZM13 46V45H12ZM20 46V45H19ZM60 46V45H59ZM94 46V45H93ZM92 46V47H93ZM109 46V45H108ZM115 46V45H114ZM114 46H112V47H114ZM118 46H120V45H117L116 47H114V48H111V50H110V48H109V50H108V52L107 53H109V55H110V51H111V53H113V55L112 56H114V52H112V50L113 49H117L118 50V52L119 51H121V48H119L118 49ZM121 46V47H122ZM134 46V45H133ZM136 47H137V45H135ZM154 46H156V45H154ZM153 46V47H154ZM3 47V46H2ZM62 47V46H61ZM89 47V46H88ZM87 47V48H88ZM97 47H98V45H97ZM122 47V48H123ZM131 47V46H130ZM141 47V46H140ZM146 47V46H145ZM148 47V46H147ZM152 47V46H151ZM156 47H158V44H157V46ZM156 47H154V50H155V48ZM160 47V46H159ZM158 47V48H159ZM164 47H166V45L164 46ZM168 47V46H167ZM184 47V46H183ZM187 47H188V45H187ZM65 48V47H64ZM64 48H62V49H64ZM84 48V47H83ZM101 48H102V46H101ZM100 48V49H101ZM138 48V47H137ZM161 48V47H160ZM1 49V48H0ZM53 49V48H52ZM55 49H56V47H55ZM58 49V48H57ZM89 49V48H88ZM93 49V48H92ZM91 49V50H92ZM96 49H98L99 50V47L98 48H96ZM105 49V48H104ZM146 50H147V48H145ZM145 49H143V50H145ZM152 49V48H151ZM191 49H192V47H191ZM222 49V50H221ZM8 50V49H7ZM81 50V49H80ZM98 50H95V51H98ZM106 50V49H105ZM117 50L115 51V50H113V51H115V52H117ZM123 50V49H122ZM126 50V49H125ZM125 50H123L124 52H125ZM142 50V49H141ZM157 50V49H156ZM155 50V51H156ZM164 50V49H163ZM179 50L180 51H182L183 50V48L182 49H180L179 48ZM4 51V50H3ZM59 51H60V47H59ZM63 51V50H62ZM154 51V52H155ZM158 51H159V49H158ZM187 51V50H186ZM11 52V51H10ZM19 52H20V50H19ZM47 52V51H46ZM53 52H55V51H53ZM88 52H89V50H88ZM92 52V51H91ZM91 52H89L88 53V57H89V54L91 55ZM132 52V55H133V51H131ZM131 52H128V53H131ZM159 52H161V50L159 51ZM218 52H221V53H219V55H218ZM16 53V52H15ZM51 53V52H50ZM60 53V52H59ZM93 53V52H92ZM95 53V52H94ZM107 53H106V56H109V55H107ZM120 53V52H119ZM152 53V52H151ZM169 53H171V52H169ZM169 53H168V55H169ZM174 53V52H173ZM173 53H172V55H173ZM258 53V52H257ZM54 55H55V53H53ZM58 54V53H57ZM121 54H122V52H121ZM96 55H97V53H96ZM125 55H126V53H125ZM145 55H147V53H145ZM148 55H150V53L148 52ZM163 55H164V53H163ZM177 55H180V53H177ZM190 55V56H189ZM255 55V56H254ZM7 56V55H6ZM51 56V55H50ZM83 56V55H82ZM92 56V55H91ZM105 56V55H104ZM118 56V55H117ZM122 56V55H121ZM123 56H124V53H123ZM134 56V55H133ZM165 56V55H164ZM163 56V57H164ZM176 56V55H175ZM262 56L264 57V55H263V53H262ZM17 57V56H16ZM39 57H41V56H39ZM48 57V56H47ZM136 58H137V56H135ZM144 57V56H143ZM166 57V56H165ZM263 57H261L262 59H263ZM94 58V57H93ZM110 58V57H109ZM108 58V59H109ZM118 58V57H117ZM116 58V59H117ZM131 58H133V57H131ZM155 58H157V56L155 57ZM171 58H172V56H171ZM253 58H255L254 60H252ZM258 58V57H257ZM38 59V58H37ZM41 59H45V58H41ZM47 59V58H46ZM52 59V58H51ZM51 59H49V61L51 60ZM97 59V58H96ZM103 59V58H102ZM105 59V58H104ZM114 59V58H113ZM113 59H111V60H113ZM122 59L124 60V62L126 61V59H125V56H124V58L122 57ZM129 59H130V56H129ZM144 59H145V57H144ZM151 59V58H150ZM167 59V58H166ZM170 59V58H169ZM168 59V60H169ZM177 59H178V56H177ZM176 59V60H177ZM185 59V58H184ZM203 59H205L206 61V64H204V66H202L201 67V65H203L202 64V60ZM148 60V59H147ZM157 60V59H156ZM155 60V61H156ZM165 60V59H164ZM41 61V60H40ZM53 61V60H52ZM75 61V60H74ZM81 61V60H80ZM80 61H78L80 64H81V62ZM98 61V60H97ZM103 61H105V60H103ZM102 61V62H103ZM108 61V60H107ZM115 60H113V62H114ZM129 61V60H128ZM127 61V62H128ZM134 61H136V59L134 60ZM145 61V60H144ZM150 61V60H149ZM170 61V60H169ZM179 61V60H178ZM204 61V60H203ZM260 61L261 60H259L258 62L260 63ZM38 62V61H37ZM44 63H45V61H43ZM48 62V61H47ZM85 62V61H84ZM106 62V61H105ZM119 62H120V59H119ZM132 62H133V60H132ZM131 62V63H132ZM140 62H142V61H140ZM146 62V61H145ZM166 63H168L167 61H165ZM173 62V61H172ZM245 62L247 63V65H244L245 64ZM257 62V61H256ZM50 63V62H49ZM76 63V62H75ZM83 63V62H82ZM111 63H112V61H111ZM117 63V62H116ZM164 63V62H163ZM162 63V64H163ZM165 63V64H166ZM171 63V62H170ZM177 63V62H176ZM259 63H258V65H259ZM39 64H41V62L39 63ZM54 64V63H53ZM113 64V63H112ZM115 64V63H114ZM120 64H121V62H120ZM122 64H123V62H122ZM138 64H139V62H138ZM152 64V63H151ZM172 64V63H171ZM173 64H175V62L173 63ZM220 64V62L218 63V65ZM253 64V63H252ZM263 65H264V63H262ZM261 64V65H262ZM37 65V64H36ZM45 65V64H44ZM56 65V64H55ZM64 65V64H63ZM82 65V64H81ZM86 65V64H85ZM93 65V64H92ZM97 65H98V63H97ZM105 65V64H104ZM111 65V64H110ZM124 65V64H123ZM145 65V64H144ZM150 65V64H149ZM170 65V64H169ZM244 65V66H243ZM94 66H95V64H94ZM112 66H114V65H112ZM120 66V65H119ZM126 66H127V63H126ZM134 66V65H133ZM146 66V65H145ZM144 66V67H145ZM168 66V65H167ZM173 66V65H172ZM222 66V65H221ZM39 67V66H38ZM42 67V66H41ZM41 67L39 68V69H41ZM58 67V66H57ZM85 67V66H84ZM114 67H116V65L114 66ZM121 68H122V66H120ZM131 67H132V65H131ZM158 67V66H157ZM157 67L155 66V69L152 71V73H150V75H149V77H148V80L150 81L149 82V84H151L152 85V83H154L153 81H155V78H156V75L158 74V70H157ZM215 67L217 68V69H215ZM220 67V66H219ZM260 67V66H259ZM58 68H61V66L60 67H58ZM64 68H66L65 66H64ZM74 68V67H73ZM93 68V67H92ZM112 68V67H111ZM117 68V67H116ZM130 68V67H129ZM142 68V67H141ZM147 68V67H146ZM146 68H145V70H146ZM166 68V67H165ZM264 67H262V69H263ZM13 69V68H12ZM43 69H45V68H43ZM46 69L47 70H49L47 67H46ZM45 69V70H46ZM63 69V68H62ZM84 69V68H83ZM110 69V68H109ZM115 69V68H114ZM125 70H124V73L126 74V69H128V67L126 68H124ZM133 69V68H132ZM131 69V70H132ZM137 69V68H136ZM168 69V68H167ZM172 69V68H171ZM45 70H40V72L42 73H45L44 71ZM50 70H51V68H50ZM57 70H61V69H56V71ZM76 70H77V68H76ZM80 70V69H79ZM85 70V69H84ZM93 70H95V69H93ZM99 70V69H98ZM102 70H106L105 68H103ZM107 70H108V68H107ZM130 69H128V71H129ZM139 70H140V66H139ZM219 70V69H218ZM65 71H66V69H65ZM78 71V70H77ZM87 71H88V69H87ZM138 70H136V72H137ZM147 71V70H146ZM164 70H162L161 72H163ZM166 71V70H165ZM169 71V70H168ZM238 71H240V70H237V72ZM244 71H246L245 69L242 71L241 70V72L243 73ZM8 72V71H7ZM6 72V73H7ZM51 72H53V71H51ZM61 72V71H60ZM79 72V71H78ZM80 72H83V71H81L80 70ZM79 72V73H80ZM85 72V71H84ZM90 72V71H89ZM110 72V71H109ZM114 72V71H113ZM113 72H111V73H113ZM116 72V71H115ZM132 72V71H131ZM130 71H129V73H131ZM149 72V71H148ZM170 72V71H169ZM219 72V71H218ZM235 72V73H234ZM248 72H250L249 70H248ZM12 73H13V71H12ZM33 73H35V72H33ZM43 73L41 74L42 76H43ZM49 72H47L46 71V76L47 75H49L48 74ZM57 73V72H56ZM59 73V72H58ZM74 73V72H73ZM92 73V72H91ZM103 74L105 73V72H102ZM117 73V72H116ZM119 73V72H118ZM122 73V72H121ZM134 73V72H133ZM141 73H143V71L141 72ZM144 73H147V72H144ZM166 73V72H165ZM251 73V72H250ZM262 74H263V76L261 75V79H260V82L259 81H257V83H255V84H253L252 82H250V81H248V79H250V78H252V77H250V76H248V77H250V78H247L246 77V79L244 78V80H246V81H248L249 82V87H246V88H249L247 91L245 90V92H243V93H239V95H238V97H237V105L236 104H234V106L236 105V107H234L235 109H233L232 108V110H231V113H229V114H232V112H235V114L236 113H238L235 117H231V118H227V121H225V122H223L222 124H211V123H209V124H207L206 123V125H205V127L204 128H202V129H199L198 128V126H196V122H197V117L196 116H194L195 118L192 120V122H190V123H186V122H184L185 123V126H184V128L186 127L187 128V130L189 131V132H191V133H189L190 134V136L192 135V138L194 139V142L196 143V142H199L203 137H204V133H203V130H204V132H206L207 134H210V135H216V134H219L220 135V141H219V143H217L218 145L216 146L215 144H214V146H215V148H216V150L214 151V152H212V153H214V155L215 156H213L214 157V162L212 163V164H208L207 165V158H205L204 156V158H200V159H197L198 161H196L195 163H194V165L193 166H189L190 168H186V161L188 160V159H186V161L185 160H182L181 162H180V164H178L179 163V161H177L176 162V166H177V164H178V166L176 167V168H174V173H171V171H169V168H167L168 169V171H165V174H164V172H163V174L161 175V173L159 174L158 172V174L159 175H161V177H152V178H154L153 180L150 178V180H152L151 182V184H153V185H155V187H156V190H154V192L150 195V192H149V200H152V199H155V197L156 196H159L160 195V192L162 191V189H163V187H165V186H167L168 184L170 185V186H168L169 188H170V194H169V197H168V203L166 204V203H164V204H162V202H161V204H159L158 206L157 205H155V206H157V208H155L154 210H149L148 209V206H147V204L146 203H144L143 205L142 204H140L139 203V205L142 207V210H141V212L138 214V213H136L137 211H138V209H136V212L134 211V207H135V203H136V201L138 200L139 201V197L140 198H143V197H141V194H142V191L143 190H145L146 188H145V186H144V188L142 187L143 186V184H145L146 186H147V184H146V182L147 181H142L143 179H145V175H144V178L142 179H140V180H138V179H135V178H133V177H130L129 175V179L127 180V179H125V180H127L128 181V183H129V187L127 188V187H125V188H127L128 189V191H127V189H126V191H127V194H126V196H124V197H121V196H119L118 194H117V183H121L120 181H119V179L120 178H122V177H125L124 176V173H125V171H126V169L128 168V167H131L132 169H131V171L133 170V165H135L134 163H136L135 162V160H137L136 158L144 151V140L143 139H137L136 137H134V138H131V140H130V142H126L127 144H124V147H123V149L121 150V147H119L120 149L119 150H121L120 152H117L115 155H114V157L113 156H111V157H113L112 159H109L108 158V160H110V164H108L107 166H109L110 165V168H109V170L107 171L108 172V174H106L104 171H99V170H97V171H94V179H95V181H96V183L94 184V186L92 185V187H90V188H88V189H85V190H83V191H85L86 193L85 194H83V192H82V194L83 195H81L80 196V198H79V205H78V207H77V209H75L74 211H73V215H72V217H71V220H75V221H77L78 220V218L80 217H82V216H84V215H89L90 213H92L94 210L93 209H97L96 210V212H95V214H93L92 213V216L94 215V217H93V222L91 221V219L90 218H88L87 219V217H86V219L87 220H90L91 221V223H92V227H91V229L92 228H94L93 230H95V232L94 231H90V232H94L95 234H97V235H99L98 233H97V231L99 232H103L104 233V236H103V239L105 238V239H107V238H111V236H112V239H113V236L115 235V232H117V228L121 225V223L123 222V221H125L126 219H128V217H133L134 216V212H135V220H137L136 221V226H138V227H141L142 229H143V232H141L140 234L138 233H135L134 231H133V229H129L128 231L126 230L125 231V233H122V234H120V235H116V237H117V239L118 240H115V241H117L116 243H114V245H113V247H110V248H108V249H106L107 250V252L108 253H106L107 255H109L108 256V258L106 257L105 258V260H103V264H172L173 262H174V260L173 259H171V257L172 258H174V255L175 254H177L178 256L176 257V262H174V263H176V264H232V263H234L235 261H233L232 262V260L235 258V260L237 259L236 258V256H237V254H238V256H239V253L241 252V254L245 251V249L248 247V246H255V235H256V233H258V232H262L263 231V233L261 234V236H260V238L263 240V238H262V235H264V174L261 176V178H259V179H256L257 178V176L254 174V171H255V173H257V171H262V170H264V134L263 133H261V132H255L256 130L257 131H259L258 129H256V127H254V125H253V123H251V121L252 120H255V122L256 123H258L260 126H261V124H263L264 123V108H259V110L258 111H256L257 110V106H256V103L258 104V101H261V104H263L264 105V84H263V82H264V71L263 72H261ZM18 74V73H17ZM51 74V73H50ZM86 74H87V72H86ZM94 74V73H93ZM100 74V73H99ZM124 74V75H125ZM139 74H140V72H139ZM148 74V73H147ZM164 74V73H163ZM170 74V73H169ZM198 74H200V73H198ZM245 75L247 74V71L244 73ZM260 74V73H259ZM13 75V74H12ZM24 75V74H23ZM53 75V74H52ZM59 75V74H58ZM61 75V74H60ZM81 75V74H80ZM83 75H84V73H83ZM96 75V74H95ZM108 75H111V74H109L108 73ZM118 75V74H117ZM121 75V77H122V74H120ZM133 75V74H132ZM138 75V74H137ZM146 75V74H145ZM170 75H172V74H170ZM205 75V76H206ZM214 75V74H213ZM248 75H250V74H248ZM3 76V75H2ZM32 76V75H31ZM45 76V77H46ZM57 76V75H56ZM63 76H65V75H63ZM90 76H92L93 77V75H90ZM114 76V75H113ZM126 76H128V74L126 75ZM129 76H131L130 74H129ZM168 76V74L166 75V78H168L167 77ZM216 76V75H215ZM243 76V75H242ZM247 76V75H246ZM45 77H43V78H45ZM51 77V76H50ZM61 77H62V75H61ZM79 77V76H78ZM85 77H87V76H85ZM91 77V78H92ZM98 77H99V75H98ZM110 77V76H109ZM115 77V76H114ZM118 77V76H117ZM134 78H135V76H133ZM137 77V76H136ZM142 77V76H141ZM140 77V78H141ZM144 77V76H143ZM175 77V76H174ZM174 77H173V79H174ZM209 77V76H208ZM0 78H1V76H0ZM24 78V77H23ZM31 78V77H30ZM34 78V77H33ZM42 78V77H41ZM71 78V77H70ZM75 78V77H74ZM84 78V77H83ZM90 78V79H91ZM94 78V77H93ZM96 78H97V76H96ZM124 78V77H123ZM146 78V77H145ZM259 78V77H258ZM5 79V78H4ZM15 79H16V77H15ZM18 79V78H17ZM32 79V78H31ZM89 79V80H90ZM99 79V78H98ZM112 79L114 80V78L112 77ZM117 79V78H116ZM115 79V80H116ZM125 79V78H124ZM127 79V78H126ZM125 79V80H126ZM162 79V78H161ZM213 79V78H212ZM239 79V78H238ZM3 80V79H2ZM1 80V81H2ZM8 80V79H7ZM26 80V79H25ZM28 80H30V79H27V81ZM68 80V79H67ZM75 80V79H74ZM73 80V81H74ZM78 80H81V78H79ZM84 80H86L85 78H84ZM94 80V79H93ZM97 79H95V81H96ZM111 81V79H108L107 81ZM121 80V79H120ZM130 80V79H129ZM139 80V79H138ZM142 80H143V78H142ZM148 80H146V81H148ZM165 80V79H164ZM163 80V81H164ZM170 80H172V78H170ZM176 80V79H175ZM236 80V79H235ZM241 80V79H240ZM243 80V79H242ZM243 80V81H244ZM32 81L34 82V83H32ZM31 81V83L32 84H30V82H29V85H26V86H20L21 84H20V82H18V81H15L16 82V87H15V85H14V88L15 89H18V90H22L21 92H22V95H20V96H22V97H24V98H26L28 95H27V93H29V89H32L31 91H34L33 89H40V85H41V81H42V79H39L38 80V82H35V80H32ZM48 81V80H47ZM46 81V82H47ZM52 81V80H51ZM54 81V80H53ZM95 81H93V82H95ZM97 81H99V80H97ZM105 81V80H104ZM107 81H106V83H107ZM116 81H118L119 82V78H118V80H116ZM122 81V80H121ZM133 81H135V80H133ZM159 81V80H158ZM214 81V80H213ZM215 81H216V79H215ZM243 81H241L242 83H243ZM6 82V81H5ZM11 82V81H10ZM9 82V83H10ZM14 82V83H15ZM17 82L20 84V85H17ZM49 82V81H48ZM62 82V81H61ZM70 82V81H69ZM91 82V81H90ZM92 82V83H93ZM112 82V81H111ZM114 82V81H113ZM123 82V81H122ZM128 82V81H127ZM137 82V81H136ZM138 82H140V80L138 81ZM137 82V83H138ZM152 82V83H151ZM171 82V81H170ZM173 82V81H172ZM171 82V83H172ZM176 82V81H175ZM174 82V83H175ZM178 82H177V84H178ZM236 82V81H235ZM240 82V83H241ZM254 82V81H253ZM73 83V82H72ZM96 83H98V82H96ZM133 83V82H132ZM145 82H143V84H144ZM194 83V82H193ZM196 83V82H195ZM214 83V82H213ZM238 83V82H237ZM24 84V83H23ZM45 84V83H44ZM47 84V83H46ZM58 84V83H57ZM86 84V83H85ZM98 84H102V86L101 85H97L96 87H98L99 88V90L98 91H100L99 92V101L100 102H103L104 100H105V98L107 97V95H106V93H105V90H104V86L105 85H103V83H101V81H100V83H98ZM108 84V83H107ZM148 84V85H149ZM170 84V83H169ZM204 84V83H203ZM216 84V83H215ZM231 84V83H230ZM234 84H236V83H234ZM262 84V85H261ZM10 85H11V83H10ZM54 85V84H53ZM59 85V84H58ZM73 85H74V83H73ZM88 85V84H87ZM109 85V84H108ZM123 85V84H122ZM126 85V84H125ZM125 85H124V87H125ZM133 85H134V83H133ZM155 85H156V83H155ZM167 85V84H166ZM174 85V84H173ZM194 85V84H193ZM211 85V84H210ZM240 85V84H239ZM17 86H20V87H17ZM57 85H55V87H56ZM81 86V85H80ZM89 86H90V83H89ZM116 86V85H115ZM129 86H131L132 87V85L131 84H129ZM138 86V85H137ZM143 86V85H142ZM153 86V85H152ZM198 86V85H197ZM228 86H230V85H228ZM232 86V85H231ZM241 86V85H240ZM240 86H237L238 88L237 89H239V87ZM43 87V86H42ZM53 87V86H52ZM59 87V86H58ZM71 87H72V85H71ZM83 87V86H82ZM86 87V86H85ZM88 87V86H87ZM93 86H90V88H92ZM109 87V86H108ZM113 87V86H112ZM118 87H119V85H118ZM123 87V86H122ZM156 87V86H155ZM218 87V86H217ZM216 87V88H217ZM50 88V87H49ZM66 88V87H65ZM115 88V87H114ZM135 89L133 90V91H136L137 89H136V85H135V87H134ZM138 88H139V86H138ZM143 88V87H142ZM146 88V87H145ZM148 88V87H147ZM226 88H228V87H226ZM231 88V87H230ZM243 88V87H242ZM58 89V88H57ZM84 89V88H83ZM87 89V88H86ZM92 89H94V87L92 88ZM108 89V88H107ZM106 89V90H107ZM130 89V88H129ZM195 89V88H194ZM225 89V88H224ZM229 89V88H228ZM227 89V90H228ZM9 90V89H8ZM10 90H12V89H10ZM41 90V89H40ZM43 90H45V89H43ZM51 90V89H50ZM65 90V89H64ZM114 90V89H113ZM120 90V89H119ZM122 90V89H121ZM132 90V89H131ZM143 90V89H142ZM155 90V89H154ZM184 90V91H183ZM189 90V89H188ZM193 90V89H192ZM197 90V89H196ZM220 90H222V88L220 89ZM233 90H234V87H233ZM232 90V91H233ZM54 91V90H53ZM60 91V90H59ZM84 91V90H83ZM94 91V90H93ZM95 91H97V90H95ZM123 91V90H122ZM128 91V90H127ZM138 91V90H137ZM146 91V90H145ZM213 91V90H212ZM234 91H236V90H234ZM239 91V90H238ZM242 91V90H241ZM6 92H8V91H6ZM57 92V91H56ZM60 92H62V91H60ZM139 92V91H138ZM151 92V91H150ZM153 92V91H152ZM222 92V91H221ZM32 93V92H31ZM43 93V92H42ZM44 93H45V91H44ZM93 93V92H92ZM95 93H98V92H95ZM107 93H108V91H107ZM122 93V92H121ZM143 93V92H142ZM156 93V92H155ZM190 93H192V92H190ZM190 93H188L189 94V96H190ZM223 93V92H222ZM222 93H221V95H222ZM225 93V92H224ZM228 93H230L229 91H228ZM234 93V92H233ZM236 93H237V91H236ZM11 94H13V93H11ZM49 94V93H48ZM67 94V93H66ZM85 94V93H84ZM119 94H120V92H119ZM130 94V93H129ZM146 94H147V91H146ZM151 94H154V93H151ZM194 94V93H193ZM217 94H219V93H217ZM5 95V94H4ZM8 95V94H7ZM27 95V96H26ZM31 95V94H30ZM33 95H36V94H33ZM38 95V94H37ZM63 95V94H62ZM72 95V94H71ZM90 95V94H89ZM88 95V96H89ZM116 95V94H115ZM187 95V94H186ZM235 94H233V96H234ZM3 96V95H2ZM9 96V95H8ZM26 96V97H25ZM78 96V95H77ZM85 96V95H84ZM95 96V95H94ZM110 96V95H109ZM127 96V95H126ZM158 96V95H157ZM218 96V95H217ZM222 96H224V95H222ZM229 96V95H228ZM231 96V95H230ZM10 97H11V95H10ZM13 97V96H12ZM15 97V96H14ZM57 97V96H56ZM63 97V96H62ZM123 97V96H122ZM130 97V96H129ZM138 97H139V101L138 102H140V103H142L143 101H144V97H147V96H145V92H144V95L143 94H141L140 96L138 95ZM155 97V96H154ZM21 98V97H20ZM30 99L32 98V97H29ZM42 98V97H41ZM40 98V99H41ZM43 98H45V97H43ZM52 98V97H51ZM67 98H69L68 96H67ZM91 98V97H90ZM108 98V97H107ZM106 98V99H107ZM116 98V97H115ZM120 98H121V96H120ZM125 98V97H124ZM128 98V97H127ZM170 98V97H169ZM224 98V97H223ZM227 98V97H226ZM230 98V97H229ZM228 98V99H229ZM10 99V98H9ZM33 99H35V98H33ZM46 99V98H45ZM50 99V98H49ZM97 99V101H95V103L96 102H98V98H96ZM114 99V98H113ZM112 99V100H113ZM146 99H148V98H146ZM154 99V98H153ZM173 99V98H172ZM184 99V98H183ZM188 99V98H187ZM231 99H232V97H231ZM1 100H2V98H1ZM28 100V99H27ZM95 100V99H94ZM188 100H190V99H188ZM210 100V99H209ZM208 100V101H209ZM227 100V99H226ZM254 100H258L256 103L254 102ZM7 101V100H6ZM14 101V100H13ZM32 101V100H31ZM37 101H38V99H37ZM36 101V102H37ZM81 101V100H80ZM110 100H108V102H109ZM122 101H123V99H122ZM129 101V100H128ZM128 101L126 102V100H125V102L126 103H128ZM135 101V100H134ZM137 101V100H136ZM170 101V100H169ZM177 101H176V103H177ZM2 102H3V100H2ZM18 102V101H17ZM25 102V101H24ZM23 102V103H24ZM84 102H85V100H84ZM89 102V101H88ZM92 102V101H91ZM105 103H106V101H104ZM111 102V101H110ZM145 102H146V100H145ZM175 102V101H174ZM174 102L172 101H170V102H168V100H167V103H163L164 105L162 106V110L164 111L163 113H159L160 111H154V110H151L150 112H148L149 113V115L147 116L148 118V120H147V125L146 126H148V128L150 129V130H152L153 131V128L155 127L154 125H156V123H155V121L157 120L158 121V119H156L157 118V116H159V114H160V117L162 118H160L161 120H167V119H170L172 116H174L175 115V113L177 112V110L178 111H180V110H183V109H181V108H184V107H180V106H182V105H180L177 109L175 108V104H174ZM184 102H185V100H184ZM225 102V101H224ZM230 102V101H229ZM232 102L233 101H231V104H232ZM234 102H235V100H234ZM250 102H252L255 106H256V114L254 113V115H253V113H251V115H253V116H251L250 114V116L249 115H245V114H242V112H243V109L242 108H244V110L246 111V109H248V108H246L247 107V105L250 103ZM13 103V102H12ZM11 103V104H12ZM21 103H22V101H21ZM20 103V104H21ZM27 103H28V101H27ZM27 103H26V105H27ZM41 103V102H40ZM78 103V102H77ZM80 103V102H79ZM82 103V102H81ZM140 103H139V105H140ZM215 103V102H214ZM223 103V102H222ZM252 103H250L249 105L250 106H253V105H251ZM8 104H10V103H8ZM19 104V103H18ZM29 104V103H28ZM31 104V103H30ZM29 104V105H30ZM39 104V103H38ZM75 104V103H74ZM73 104V105H74ZM90 104V103H89ZM91 104H93V102L91 103ZM97 104V103H96ZM96 104H93V105H91V106H89V108H88V110L86 111V112H84V113H82V112H80L79 110H78V108L80 107V105H79V107L78 106H75L74 107V110H75V112H77V114L73 117V118H71L70 120L68 119H65L63 122H62V126L60 127V134L61 135H57V136H60V139H57V140H59V142H57V146H59L60 144V141H61V143H62V145H60L59 147H58V149H57V147H53L52 146V149H53V155L51 154V153H49V154H51L52 155V159H50L51 161H50V163H48L47 164V162L45 161V165H48V173H49V176H51L52 178H54L53 180H54V182H53V188L51 187V189H50V192L48 193V194H46L44 197H43V199H42V202L40 201V203H41V205H40V210H41V214L38 216V215H36V214H30V216H28L30 219H31V222L33 223V226H32V229H27V228H21V226L19 225V229H14V224H13V226H12V224L10 223V219H11V213H14V212H16L17 211V209H18V207H17V204H15V203H13V202H11V201H5L4 200V194H5V191H6V186H5V184L6 183H4L3 181H1V179H0V224L2 223L3 224V229H4V231H2V233H1V235H0V248H1V246H3V244L5 243V238H7V235H9V234H11V235H13L14 237H15V243H16V251L15 250H13L14 251V256H16V263L15 264H29L28 262H30L29 260L31 259V257L34 255V253H36V246H34L33 245V243H36V240H40V236L39 235H41L40 233H42L41 231H42V225H43V223H44V221L46 220V218L47 217H49L52 213H53V206H54V203L57 201V200H59V198H60V196H61V191L63 190L64 191V189H63V186H65V184L66 183H68L69 184V178H71V175H70V172H72V168L74 167V165H73V163L75 164V161H74V159L76 160V156H75V153H74V150H73V153L71 154V157H69L70 158V164L66 167V168H61V167H59L58 165H57V163H58V156H59V153L60 152H62V148L64 149V150H66V149H68V147L70 148V147H72V148H75L76 146H77V142H76V133L78 134V129H79V131H80V128H81V125L83 124L82 122H83V120H85V118H87V117H89L90 118V116L92 115V116H94L93 114L95 113V110H98V107L99 106H97V105H101V104H99V102H98V104L96 105ZM113 104H115L114 106H112V107H114L113 108V110L111 111L112 112V114L111 115H113V120L112 121H114L115 119H114V117H117V116H119L118 114H119V111H120V107H121V103L120 102H114ZM113 104H111V105H113ZM148 104V103H147ZM146 104V105H147ZM227 104V103H226ZM26 105L24 104V105H20L21 107L20 108H18L19 110H20V112H21V114L22 113H27V111H28V107H26ZM41 105V104H40ZM70 105V104H69ZM78 105V104H77ZM86 105V104H85ZM96 105V106H95ZM105 105V104H104ZM103 104L101 105V106H104ZM133 105V104H132ZM138 105V106H139ZM187 105V104H186ZM199 105V104H198ZM205 105V104H204ZM207 105V104H206ZM214 105V104H213ZM228 105V104H227ZM230 105V104H229ZM246 105V106H245ZM2 106H3V104H2ZM6 106H7V104H6ZM11 106V105H10ZM15 106H16V104H15ZM19 106V105H18ZM38 106V105H37ZM49 106V105H48ZM134 106V105H133ZM133 106H130V107H133ZM137 106V107H138ZM141 106V105H140ZM142 106H143V104H142ZM141 106V107H142ZM189 106V105H188ZM210 106H211V104L210 105H207V106H204V108H203V106H201V109L203 108V111H202V114H205L206 112L208 113V111L211 109L210 108ZM243 106H245V107H243ZM262 106V105H261ZM30 107V106H29ZM96 107V108H95ZM105 107V106H104ZM140 107V108H141ZM146 107V106H145ZM144 107V108H145ZM148 107V106H147ZM155 107V106H154ZM158 108L160 107V106H157ZM213 107V106H212ZM99 108H101V107H99ZM129 108V107H128ZM127 108V109H128ZM134 108V107H133ZM174 108H175V110H176V112H174ZM218 108V107H217ZM228 108V107H227ZM3 109V108H2ZM29 109H31V107L29 108ZM72 109V108H71ZM86 109V108H85ZM135 109H137V108H135ZM139 109V108H138ZM143 109V108H142ZM186 109V108H185ZM184 109V110H185ZM195 109V108H194ZM216 109V108H215ZM214 109V110H215ZM224 109V108H223ZM1 110V109H0ZM3 110H5V109H3ZM17 110V109H16ZM73 110V111H74ZM83 110V109H82ZM100 110V109H99ZM99 110L98 111H96L97 113L99 112ZM107 110H109V109H107ZM111 110V109H110ZM109 110V111H110ZM124 110H125V108H124ZM130 110H132V109H130ZM139 110H141V109H139ZM187 110V109H186ZM249 110V109H248ZM247 110V111H248ZM254 110V109H253ZM33 111H35V110H33ZM41 111V110H40ZM134 111V110H133ZM145 111V110H144ZM199 111V110H198ZM201 111V110H200ZM199 111V112H200ZM213 111V109L211 110V112ZM216 111V110H215ZM227 111V113H228V110H226ZM246 111V112H247ZM0 112H2V111H0ZM19 112V113H20ZM65 112V111H64ZM181 112H184V111H180V113ZM186 112V111H185ZM249 112V111H248ZM248 112H247V114H248ZM251 112H253L252 110H251ZM7 113V112H6ZM103 113V112H102ZM104 113H106V110H105V112ZM122 113V112H121ZM125 114H126V112H124ZM190 113H191V111H190ZM194 113V112H193ZM216 113V112H215ZM250 113V112H249ZM15 114V113H14ZM33 115H35L36 113H32ZM61 114V113H60ZM101 114V113H100ZM184 114V113H183ZM201 114V113H200ZM200 114H197V116L199 117L200 116ZM234 114V115H235ZM12 115V114H11ZM17 115V114H16ZM24 115V114H23ZM135 115H137L138 116V114H135ZM186 115V114H185ZM209 115V114H208ZM218 115V114H217ZM19 116H20V114H19ZM18 115H17V117H19ZM37 117H38V115H36ZM44 116V115H43ZM71 116V115H70ZM91 116V118H93ZM105 116H107V115H105ZM104 116V117H105ZM176 116V115H175ZM182 116V115H181ZM180 116V117H181ZM207 115L205 114L203 117H206ZM5 117V116H4ZM40 117V116H39ZM60 117H61V115H60ZM109 117H110V115H109ZM119 117H121V116H119ZM211 117V116H210ZM216 117V116H215ZM253 117V118H252ZM20 118V117H19ZM28 118V117H27ZM41 118V117H40ZM65 118V117H64ZM111 118H112V116H111ZM209 118V117H208ZM252 118V119H251ZM8 119V118H7ZM11 119V118H10ZM13 119V118H12ZM126 119V118H125ZM132 119V118H131ZM135 119V118H134ZM141 119H142V116H141ZM144 119V118H143ZM172 119V118H171ZM183 119V118H182ZM205 119V118H204ZM232 119V120H231ZM97 120V119H96ZM129 120H130V118H129ZM133 120V119H132ZM179 120H181V119H179ZM183 120H185V119H183ZM202 120V119H201ZM207 120V119H206ZM205 120V121H206ZM220 120V119H219ZM32 121V120H31ZM38 121V120H37ZM43 121V120H42ZM41 121V122H42ZM93 121H95V120H93ZM106 121V120H105ZM110 121V120H109ZM121 121V120H120ZM143 121V120H142ZM213 121V120H212ZM211 121V122H212ZM216 121V120H215ZM234 121V123H237L238 125H239V123H243L244 124V122H245V126H246V133H245V131L243 132V130L245 129H243L242 128V132L240 131L239 133H236L237 132V130H235V133H233L232 132V130H233V126L230 124L231 122H233ZM8 122V121H7ZM21 122H24V121H21ZM21 122H18V123H12V124H10L8 127H6L5 129H2V128H0V172L1 171H3V169L6 167L7 168V164H8V161L7 160H9V159H7L5 156H7L6 154L7 153H9L10 151H11V153H12V155L14 154L13 152H12V149L14 150V152H15V149H14V147H13V145L15 144L14 142H16V139L22 134L23 135V132H26L27 131V127H26V122H24V123H21ZM39 122V121H38ZM59 122V121H58ZM96 122V121H95ZM98 122V121H97ZM101 122V121H100ZM108 122V121H107ZM107 122H106V124H107ZM128 122V121H127ZM131 122V121H130ZM137 122H138V120H137ZM182 122V121H181ZM210 122V121H209ZM220 122H221V120H220ZM3 123V122H2ZM9 123V122H8ZM117 123V122H116ZM129 123V122H128ZM215 123V122H214ZM33 124H35V123H33ZM167 124V123H166ZM177 124V123H176ZM200 124V123H199ZM236 124V125H237ZM257 124V125H258ZM84 125V124H83ZM92 125V124H91ZM91 125H89L90 127H91ZM95 125V124H94ZM99 125V124H98ZM103 125V124H102ZM111 125V124H110ZM125 125V124H124ZM162 125H163V123H162ZM168 125V124H167ZM178 125V124H177ZM182 125H184V124H182ZM264 125V124H263ZM37 126V125H36ZM114 126V125H113ZM112 126V127H113ZM134 126H135V124H134ZM179 126V125H178ZM178 126H176V128L178 127ZM201 126V125H200ZM244 126V127H245ZM5 127V126H4ZM32 127V126H31ZM55 127H56V125H55ZM85 127V126H84ZM118 127V126H117ZM142 127H144V126H142ZM169 127V126H168ZM237 127V126H236ZM240 127V126H239ZM238 127V128H239ZM243 127V126H242ZM29 128V127H28ZM51 128V127H50ZM126 128V127H125ZM156 128H157V125H156ZM181 128V127H180ZM183 128V130H185ZM237 128V129H238ZM257 128H259V126L257 127ZM42 129V128H41ZM53 129H55V128H53ZM87 129V128H86ZM95 129V128H94ZM99 129V128H98ZM108 129V128H107ZM114 129V128H113ZM157 129H159V128H157ZM171 129V128H170ZM260 129V128H259ZM263 129V128H262ZM85 129H83V131H84ZM92 130V129H91ZM106 130V129H105ZM146 130V129H145ZM161 130V129H160ZM178 130V129H177ZM182 130V129H181ZM29 131V130H28ZM31 131H33V130H31ZM55 131V130H54ZM86 131V130H85ZM95 131H96V129H95ZM135 131V130H134ZM162 131V130H161ZM264 131V130H263ZM126 132H128V131H126ZM137 132V131H136ZM164 132V131H163ZM53 133V132H52ZM55 133V132H54ZM112 133V132H111ZM118 133V132H117ZM125 133V132H124ZM139 133V132H138ZM146 133V132H145ZM167 133V132H166ZM206 133H205V135H206ZM261 133V134H260ZM33 134H35V133H33ZM38 134V133H37ZM90 134V133H89ZM96 134V133H95ZM128 134H130V133H128ZM153 134H154V132H153ZM165 134V133H164ZM187 134V133H186ZM131 135V134H130ZM138 135V134H137ZM140 135V134H139ZM147 135V134H146ZM157 135V134H156ZM155 135V136H156ZM175 135V134H174ZM213 135V136H214ZM237 135V138L235 137ZM33 136H35V135H33ZM85 136V135H84ZM122 136V135H121ZM133 136H135V133H133ZM26 137V136H25ZM79 137H80V135L78 136V139H79ZM127 137V136H126ZM146 137V136H145ZM183 137V136H182ZM27 138V137H26ZM36 138V137H35ZM35 138H33V139H35ZM55 137H54V135H53V138L52 139H54ZM81 138V137H80ZM96 138V137H95ZM148 138V137H147ZM149 138H150V136H149ZM171 138V137H170ZM169 138V139H170ZM234 138H236L237 140L238 139H240V147H239V149H237L238 151V153L237 152H232L231 153V158L229 157V153H227L228 152V149L229 148H231L230 147V145L232 144V141H233V139ZM21 139H22V137H21ZM20 139V140H21ZM154 139H155V137H154ZM185 139V138H184ZM189 139V138H188ZM28 140V139H27ZM39 140V139H38ZM62 140H66V142H62ZM85 140V139H84ZM86 140H87V138H86ZM91 140V139H90ZM96 140V139H95ZM127 140H128V138H127ZM156 140V139H155ZM159 140V139H158ZM191 140V139H190ZM206 140H208V139H206ZM205 140V141H206ZM92 141V140H91ZM99 141V140H98ZM192 141V140H191ZM204 141V142H205ZM211 141V140H210ZM218 141V140H217ZM21 142H22V140H21ZM78 142H79V140H78ZM94 141H92V143H93ZM97 142V141H96ZM103 142H106V141H103ZM155 142V141H154ZM160 142V141H159ZM158 142V143H159ZM169 142V141H168ZM202 142H203V140H202ZM18 143V142H17ZM29 143V142H28ZM49 143H50V141H49ZM86 143V142H85ZM88 143V142H87ZM91 143V142H90ZM99 143V142H98ZM119 143V142H118ZM147 143H149V141L147 142ZM163 143V142H162ZM171 143V142H170ZM206 143H208V142H206ZM234 143V142H233ZM26 144V143H25ZM47 144V143H46ZM81 144V143H80ZM110 144V143H109ZM108 144V145H109ZM17 145V144H16ZM15 145V146H16ZM20 145H21V143H20ZM19 145V146H20ZM48 145V144H47ZM78 145H79V143H78ZM88 145V144H87ZM90 145V144H89ZM102 145V144H101ZM117 145V144H116ZM120 145H121V143H120ZM153 145H154V143H153ZM152 145V146H153ZM167 145V144H166ZM165 145V146H166ZM191 145V144H190ZM203 145V144H202ZM235 145V144H234ZM28 146V145H27ZM44 146V145H43ZM91 146H93V144L91 145ZM94 146H95V144H94ZM173 146V145H172ZM183 146V145H182ZM79 147H81V145L79 146ZM104 147V146H103ZM110 147V146H109ZM118 147V146H117ZM148 147V146H147ZM192 147V146H191ZM213 147V146H212ZM12 148V149H11ZM20 148H22V147H20ZM36 148H38L37 147V145H36ZM45 148V147H44ZM82 148L84 149L85 148V145H83L82 146ZM112 148V147H111ZM115 148V147H114ZM114 148H113V150H114ZM185 148V147H184ZM199 148V147H198ZM17 149V148H16ZM39 149V148H38ZM48 149H50L49 147H48ZM47 149V150H48ZM76 149V148H75ZM87 149V148H86ZM95 149V148H94ZM101 150H102V148H100ZM118 149V148H117ZM116 149V150H117ZM167 149V148H166ZM174 149V148H173ZM186 149V148H185ZM184 149V150H185ZM202 150H203V148H201ZM211 149V148H210ZM213 149H214V147H213ZM29 150V149H28ZM43 150V149H42ZM41 150V151H42ZM56 150V151H55ZM72 150L71 151H69L70 153L72 152ZM78 151H79V149H77ZM107 151H108V149H106ZM154 150H156V148H153V151ZM18 151H19V148H18ZM21 151V150H20ZM23 151V150H22ZM36 151V150H35ZM78 151H77V153H78ZM86 151V150H85ZM84 151V152H85ZM104 151V150H103ZM152 151V150H151ZM150 151V152H151ZM159 151V150H158ZM174 151V150H173ZM179 151V150H178ZM232 151H233V148H232ZM236 151V150H235ZM24 152V151H23ZM22 152V153H23ZM40 152V151H39ZM63 152H65V151H63ZM89 152V151H88ZM87 152V153H88ZM105 152V151H104ZM111 152V151H110ZM113 152V151H112ZM116 152V151H115ZM147 152V151H146ZM188 152H189V150H188ZM195 152V151H194ZM205 152H206V150H205ZM18 153V152H17ZM36 153V152H35ZM43 153H44V151H43ZM47 153V152H46ZM83 153V152H82ZM86 153V152H85ZM95 153V152H94ZM144 153V152H143ZM153 153V152H152ZM152 153H151V155H152ZM166 153V152H165ZM182 153V152H181ZM203 153H204V151H203ZM21 153H19V155H20ZM29 154V153H28ZM41 154H42V152H41ZM108 154H110V153H108ZM145 154V153H144ZM155 154H156V151H155ZM177 154L178 155H182V154H179V152H177ZM184 154V153H183ZM200 154H202V152L200 153ZM238 154V155H237ZM38 155V154H37ZM64 155V154H63ZM92 155V154H91ZM107 155V154H106ZM111 155V154H110ZM156 155H158V153L156 154ZM205 155V154H204ZM9 156H11V154L9 153ZM41 156V155H40ZM83 156V155H82ZM87 156V155H86ZM99 156H101V155H99ZM141 156H142V154H141ZM144 156V155H143ZM191 156V155H190ZM21 157V156H20ZM27 157H28V155H27ZM65 157V156H64ZM79 157V156H78ZM95 158H97L96 156H94ZM103 157V156H102ZM110 157V158H111ZM148 157V156H147ZM150 157V156H149ZM159 157V156H158ZM198 157V156H197ZM200 157H201V155H200ZM212 157V158H213ZM19 158V157H18ZM35 158H37V157H35ZM68 158V157H67ZM142 158V157H141ZM145 158V157H144ZM180 157L178 156V159H179ZM199 158V157H198ZM209 158V157H208ZM39 159V158H38ZM66 159V158H65ZM83 159V158H82ZM81 159V160H82ZM149 159V158H148ZM155 159V158H154ZM165 159V158H164ZM174 159V158H173ZM46 160V159H45ZM48 160V159H47ZM97 161H98V159H96ZM103 160V159H102ZM160 160V159H159ZM167 160H169V159H167ZM189 160H190V158H189ZM210 160V159H209ZM15 161V160H14ZM49 161V160H48ZM63 161V160H62ZM69 161V160H68ZM77 161V160H76ZM84 161V160H83ZM94 161V160H93ZM139 161V160H138ZM137 161V162H138ZM151 161H152V159H151ZM150 161V162H151ZM193 161V160H192ZM191 161V162H192ZM41 162V161H40ZM64 162V161H63ZM62 162V165L64 164ZM78 162V161H77ZM80 162V161H79ZM84 162H86V161H84ZM99 162V161H98ZM162 162V161H161ZM168 162V161H167ZM12 163H14V162H12ZM17 163V162H16ZM29 163V162H28ZM32 163V162H31ZM31 163L29 164L30 166H31ZM44 163V162H43ZM67 163V162H66ZM94 163H96V162H94ZM109 163V162H108ZM141 163V162H140ZM156 163V162H155ZM166 163V162H165ZM18 164V163H17ZM17 164H16V166H17ZM26 164V163H25ZM33 164V163H32ZM97 164V163H96ZM107 164V163H106ZM141 164H143V163H141ZM151 164V163H150ZM160 165H161V163H159ZM173 164V163H172ZM189 164V163H188ZM242 164L244 165H247V166H249V172L248 173H243L242 172V169H241V166H242ZM10 165H11V163H10ZM22 165V164H21ZM44 165V166H45ZM65 165V164H64ZM77 165H78V163H77ZM80 165V164H79ZM92 165V164H91ZM147 165V164H146ZM155 165V164H154ZM29 166V167H30ZM80 166H82V165H80ZM84 166V165H83ZM94 166V165H93ZM101 166H102V164H101ZM156 166V165H155ZM155 166H154V168H155ZM23 167H25L24 165H23ZM45 167H47V166H45ZM77 167V166H76ZM88 167H89V165H88ZM87 167V168H88ZM97 167V166H96ZM98 167H99V165H98ZM97 167V168H98ZM138 167V166H137ZM136 167V168H137ZM149 167V166H148ZM150 167H151V165H150ZM160 167V166H159ZM246 167V166H245ZM20 168H21V166H20ZM81 168V167H80ZM83 169H84V167H82ZM100 168H102V167H100ZM105 168H107V167H105ZM153 168V169H154ZM164 168V167H163ZM166 168V167H165ZM241 170H240V169ZM14 169H15V167H14ZM14 169H13V171H14ZM24 169V168H23ZM26 169V168H25ZM41 169V168H40ZM43 169H44V167H43ZM42 169V170H43ZM75 169V168H74ZM77 169V168H76ZM129 169V168H128ZM141 169V168H140ZM143 169V168H142ZM156 169V168H155ZM154 169V170H155ZM247 169V168H246ZM247 169V170H248ZM7 170V169H6ZM89 170H90V168H89ZM88 170V171H89ZM149 170H151V169H149ZM160 169H158V171H159ZM171 170V169H170ZM5 171V170H4ZM28 171V170H27ZM78 171V170H77ZM79 171H81V170H79ZM164 171V170H163ZM187 171V172H186ZM244 171V170H243ZM17 172V171H16ZM26 172V171H25ZM42 172V171H41ZM45 172V171H44ZM47 172V171H46ZM133 172H134V170H133ZM146 172V171H145ZM150 173H151V171H149ZM153 172V171H152ZM155 172H156V170H155ZM173 172V171H172ZM263 172V171H262ZM6 173H7V171H6ZM9 173H11L10 171H9ZM27 173V172H26ZM78 173V172H77ZM136 173V172H135ZM251 173H253V174H251ZM3 174V173H2ZM18 174V173H17ZM74 174V173H73ZM83 174H85V173H83ZM152 174V173H151ZM1 175V174H0ZM11 174H9V176L6 174V176H8V177H6V176H4L5 177V180L6 181H12V180H14V177H12V176H10ZM23 176H24V174H22ZM45 175L47 176V173H45ZM75 175H77L76 173H75ZM75 175H73V176H75ZM86 175V174H85ZM140 175V174H139ZM155 175V174H154ZM3 176V175H2ZM14 176V175H13ZM84 176V175H83ZM134 176V175H133ZM140 176H142V175H140ZM148 176V175H147ZM151 176H153V175H151ZM1 177V176H0ZM18 177H19V175H18ZM2 178V177H1ZM33 178H37V177H32V179ZM29 179H30V177H29ZM42 179V178H41ZM148 179V178H147ZM17 180H18V178H17ZM21 180V179H20ZM80 180H81V178H80ZM146 180V179H145ZM21 181H23V180H21ZM25 181V180H24ZM32 181V180H31ZM40 181V180H39ZM42 181V180H41ZM45 181V180H44ZM51 181H52V179H51ZM78 181V180H77ZM84 181H85V179H84ZM83 181V179H82V183L84 182ZM93 181V180H92ZM119 181V182H118ZM19 182V181H18ZM13 183H15V182H13ZM43 183V182H42ZM47 183V182H46ZM45 183V184H46ZM195 183H199V185H194ZM9 184V183H8ZM19 184H20V182H19ZM33 184V183H32ZM48 184V183H47ZM72 184V183H71ZM75 184V186L77 187V185H76V183H74ZM73 184V185H74ZM86 184V183H85ZM23 185H25V184H23ZM31 185V184H30ZM41 185V184H40ZM88 185H89V182H88ZM122 185H123V183H122ZM152 185V186H153ZM83 186H84V184H83ZM125 186V185H124ZM150 186V185H149ZM148 186V188L150 189L151 187H149ZM240 186V187H239ZM246 186V188H245V191L243 190L244 189V187ZM36 187V186H35ZM49 186H47V188H48ZM88 187V186H87ZM140 187H142V191L141 190H139L140 189ZM236 187H238V188H240L241 189V187H243V189H241V190H239V193L240 192H242V194L240 195L239 193H238V195H240V196H238L237 194V196L235 195V193H234V190H235V188ZM15 188V187H14ZM18 188V187H17ZM32 187H30L29 188V192H32L31 190L33 189H31ZM42 188V187H41ZM45 188V187H44ZM65 188V187H64ZM68 188V187H67ZM74 188V187H73ZM153 188H154V186H153ZM152 188V189H153ZM10 189V188H9ZM16 189V188H15ZM22 189V188H21ZM76 189V188H75ZM148 189V190H149ZM151 189V190H152ZM8 190V189H7ZM26 190V189H25ZM86 190H88V191H86ZM238 190V189H237ZM236 190V191H237ZM33 191H36V189L35 190H33ZM40 191V190H39ZM68 191V190H67ZM124 191H125V189H124ZM146 191V190H145ZM144 191V192H145ZM150 191V190H149ZM166 193H167V191L166 190H164ZM7 192H9V191H7ZM13 192V191H12ZM23 192V191H22ZM71 192V191H70ZM74 192V191H73ZM78 192V191H77ZM122 192V191H121ZM163 192V191H162ZM20 194H21V192H19ZM33 193H35V192H33ZM46 193V192H45ZM67 193V192H66ZM168 193H169V190H168ZM178 193L180 194H183L184 195V198H182L183 200L182 201H179V198H178V200L176 199L175 200V198L177 197L176 195H178ZM15 194V193H14ZM28 194V193H27ZM36 194V193H35ZM74 193H72V195H73ZM146 194V193H145ZM9 195V194H8ZM23 195V194H22ZM70 196H72L71 194H69ZM78 195H79V193H78ZM162 195V194H161ZM19 196V195H18ZM41 196L42 195H40V198H41ZM68 196V195H67ZM146 196V195H145ZM23 197V196H22ZM26 197H28V196H26ZM30 197H31V194H30ZM36 196H33V198H35ZM69 197V196H68ZM74 197V196H73ZM73 197H71V200H74V199H72ZM64 198H66L65 200L67 201V197H64ZM117 199L116 201H117V203H115V205L112 207V208H109L108 206H109V203H111L110 202V200L111 199ZM145 198V197H144ZM147 198V197H146ZM157 198V197H156ZM159 198V197H158ZM161 198H162V196H161ZM17 199V198H16ZM30 199H32V198H30ZM63 199V198H62ZM166 199V198H165ZM252 201H251V200ZM20 200V199H19ZM26 200H27V198H26ZM60 200H61V198H60ZM64 200V202L66 203V201ZM156 200V199H155ZM160 200V199H159ZM230 202H229V201ZM251 202H250V201ZM13 201H15V200H13ZM17 202H18V200H16ZM25 200H23V202H24ZM30 201V200H29ZM69 199H68V203H69ZM113 201V200H112ZM142 201V200H141ZM143 201H145L146 202V199L145 200H143ZM229 203H228V202ZM16 202V203H17ZM21 202H22V200H21ZM28 202V201H27ZM58 202V201H57ZM62 202V201H61ZM155 202V201H154ZM159 202V201H158ZM249 202V203H248ZM63 203V202H62ZM147 203H148V201H147ZM228 203V204H227ZM21 204H23V203H21ZM75 204V203H74ZM73 204V205H74ZM158 204V203H157ZM27 205V204H26ZM59 206H61V205H58V208H55V209H58V210H56V213H58L59 215H62V221L60 220V224H59V222L58 223H56V224H59V229L57 228V230H56V228H54L56 231H52V232H50L49 234L47 233V232H45L46 233V235L44 236V237H42L41 238V240H40V246H41V244H43L42 246H44V247H42L43 249H41L39 252V254H42V261H43V264H44V262L46 263H50V256H51V254L53 253V252H55V250L57 249V247L59 248V245L61 244V245H63L62 243L64 242V240H65V238H67V237H65V233L68 231V229L69 228H67V222H68V218L66 217V213H64V212H66V211H63V207H62V209H60L59 208ZM65 206V205H64ZM149 206H150V204H149ZM165 207V209H164V207ZM140 207V208H141ZM161 207H163V209L165 210V211H163V213L164 214H161ZM20 208H21V205H20ZM36 208V207H35ZM38 209V208H37ZM69 209V208H68ZM71 209V208H70ZM109 210V211H107V212H109L110 214H113L114 215V221H115V224H107V212H106V210ZM55 211V210H54ZM19 213V212H18ZM37 213V212H36ZM56 213H54V214H56ZM107 213V214H106ZM160 214V218H159V220H157V222H155L156 221V217H157V215H159ZM16 214V213H15ZM70 213H68L67 215L68 216H70L69 215ZM138 214V215H137ZM27 215V214H26ZM29 215V214H28ZM113 215H111V219L113 218ZM137 215V216H136ZM12 216H13V214H12ZM19 216V215H18ZM58 216V215H57ZM90 216H91V214H90ZM55 217V216H54ZM159 217V216H158ZM21 218H22V216H21ZM49 218H51V217H49ZM67 218V219H66ZM92 218V217H91ZM15 219V218H14ZM13 219V220H14ZM18 219V218H17ZM25 219V218H24ZM29 219V220H30ZM54 219V218H53ZM55 219H57V218H55ZM77 219V220H76ZM109 219V218H108ZM131 219V218H130ZM158 219V218H157ZM22 220V219H21ZM26 220V219H25ZM27 220H28V218H27ZM27 220H26V222H27ZM51 220V219H50ZM49 220V221H50ZM82 220V219H81ZM86 220V221H87ZM110 220V219H109ZM20 221V220H19ZM48 221V222H49ZM83 221H84V219H83ZM114 221L112 220L111 222H113L114 223ZM13 222V221H12ZM74 222V221H73ZM72 221H71V223H73ZM110 222V223H111ZM30 223V222H29ZM31 223V224H32ZM88 221L85 223V224H87V226H88ZM109 223V222H108ZM130 223V222H129ZM131 223H132V219H131ZM26 224V223H25ZM48 224V223H47ZM75 224H76V222H75ZM84 224V225H85ZM27 225V224H26ZM30 225V224H29ZM71 225V224H70ZM89 225H90V223H89ZM135 225V224H134ZM28 226V225H27ZM49 226H50V224H49ZM80 226V225H79ZM87 226H84V227H81V229L83 228V229H87L88 227ZM126 226V225H125ZM0 227H2V226H0ZM52 227V226H51ZM57 227V226H56ZM121 228H122V226H120ZM21 228V229H20ZM47 228V227H46ZM50 228V227H49ZM49 228H47V229H49ZM66 228H67V230H66ZM71 228V227H70ZM73 228V227H72ZM136 228V227H135ZM79 229V228H78ZM82 229V231H80V233H78V235L76 236V241H75V244H74V246H72V247H74L73 248V254L72 255H69V254H65V255H63L62 257H61V259L59 260L58 259V261H57V263L56 262H54V264H95L96 262H98V261H102V260H99V259H101L100 257H101V255H104V253H103V251H104V245H102V242H101V240H97L96 238H99V237H95L96 235H94L93 236V234H89L90 232H88V231H86V230H83ZM90 229V230H91ZM126 229H128V228H126ZM73 230H75L74 228H73ZM122 230H123V228H122ZM50 231V230H49ZM168 231V232H167ZM205 231H206V233H205ZM1 232V231H0ZM73 232V231H72ZM121 232V231H120ZM124 232V231H123ZM138 232V231H137ZM167 232V233H166ZM71 233V232H70ZM74 233V232H73ZM166 233V234H165ZM118 234V233H117ZM43 235V234H42ZM75 235V234H74ZM119 237V238H118ZM264 237V236H263ZM39 238V239H38ZM75 238V237H74ZM69 239V238H68ZM70 239H71V236H70ZM100 239V238H99ZM115 239V238H114ZM110 240V239H109ZM262 240H260V242L262 241ZM35 241V242H34ZM107 241H108V239H107ZM258 241H259V239H258ZM38 242V241H37ZM66 242H67V240H66ZM70 242V241H69ZM71 242H73V241H71ZM114 242V241H113ZM39 243V242H38ZM106 243V242H105ZM109 243V242H108ZM256 243H259V242H256ZM263 243V242H262ZM37 244V243H36ZM72 244V243H71ZM70 243H69V245H71ZM113 244V243H112ZM260 244V243H259ZM68 245V246H69ZM258 245V244H257ZM257 245H256V247H257ZM264 245V244H263ZM5 246V245H4ZM8 246V245H7ZM6 246V247H7ZM253 246V247H254ZM260 246V245H259ZM12 247H13V244H12ZM38 247V246H37ZM72 247H71V249L70 250H72ZM253 247H252V249H253ZM256 247H254V248H256ZM260 247H262V246H260ZM259 247V250H261V248ZM15 248V247H14ZM60 248H62V247H60ZM249 248V247H248ZM258 248V247H257ZM250 249V248H249ZM249 249H248V251H249ZM252 249H250V250H252ZM3 250V249H2ZM256 250V249H255ZM11 251V250H10ZM59 251H60V249H59ZM243 251V252H242ZM247 251V250H246ZM253 251V250H252ZM256 251H258V249L256 250ZM255 251V252H256ZM66 252V251H65ZM71 252V251H70ZM251 252V251H250ZM250 252H247V253H250ZM254 252V251H253ZM262 251H260V253H261ZM61 253V252H60ZM246 253V252H245ZM244 253V254H245ZM246 253V254H247ZM12 254V253H11ZM240 254V255H241ZM251 254V253H250ZM255 254H258L257 252L255 253ZM13 255V254H12ZM11 255V256H12ZM57 255V254H56ZM36 256V255H35ZM260 256H261V254H260ZM34 257V256H33ZM51 257H53V256H51ZM103 257V256H102ZM246 257V256H245ZM104 258V257H103ZM244 258V257H243ZM250 258V257H249ZM248 257H247V260L249 259ZM7 259H8V257H7ZM13 259V258H12ZM36 259V258H35ZM57 259V258H56ZM178 259V260H177ZM263 259V258H262ZM262 259H260V260H262ZM10 260V259H9ZM50 260V261H49ZM171 260H173V262H171ZM244 260V259H243ZM252 260H254V257L252 258ZM255 260H256V258H255ZM239 261V260H238ZM251 261V260H250ZM263 261V260H262ZM262 261H261V263H262ZM223 262V263H222ZM232 262V263H231ZM246 262V261H245ZM252 262V261H251ZM264 262V261H263ZM42 263V262H41ZM173 263V264H174ZM241 263H242V261H241ZM255 263H257V260H256V262L254 261L253 262V264H255ZM260 263V262H259ZM11 264V263H10ZM37 264H39V262H37ZM53 264V263H52ZM243 264V263H242Z\"/></svg>",
	"mask_w": 264,
	"mask_h": 264
}]
</instances>
